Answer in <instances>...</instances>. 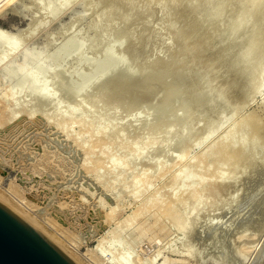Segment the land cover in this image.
Returning a JSON list of instances; mask_svg holds the SVG:
<instances>
[{
    "label": "rangeland",
    "instance_id": "374dc122",
    "mask_svg": "<svg viewBox=\"0 0 264 264\" xmlns=\"http://www.w3.org/2000/svg\"><path fill=\"white\" fill-rule=\"evenodd\" d=\"M36 1L35 0H22V1L16 0L15 3L10 5L6 10H2V12H0V26L4 27L6 29L13 30L15 32L13 35L14 36L13 39H15L17 36L21 38L20 39L17 37V39H16L19 42V46L16 45L18 48L19 47L21 48L22 45L24 44V46L26 45L24 49H27V51H28V48L33 47L35 45L34 49L37 48L39 50V48L42 47L41 50L43 51V47L45 46L44 47L45 50L43 51V53L41 51L40 53L42 55L40 54L39 56L42 57V60L46 56L45 57L46 59H44V60L49 61V64H50L49 66H54L57 63V66H59L61 68L60 69L59 67L54 66V67H52L53 69L49 68L50 71L48 70V71L44 72L46 76L40 75V74H44V73L39 74V76L42 78H43V76L45 78L46 77L51 78V80L49 78V80H50L49 82H48V78H47V80H45L46 84L44 82L43 85H45V86H43V88L47 87V88H45L47 91H49L51 88L52 89L54 88L52 91L55 90V92L58 93V94L55 92L53 93L52 91L50 92V93H53V96L51 94V97L53 100L51 101L50 98L46 100V102L48 101V103L51 102L50 105L48 103H46L44 105L43 102H42V104H43L42 105L40 101H39L40 103L39 102L36 103V104H38L37 106H39L41 108V110L39 108L37 110V106L35 104L36 100L33 101V100L28 99L30 97L25 94L26 90H27V94H29L28 92H30V89H31L30 87L27 88V86H25V85H23L21 87V85L18 86L17 82L7 80L6 78H4L5 76L3 75L4 74L3 71H2V75L4 77L2 75H0L1 79H2V77L4 78L3 79L4 81L0 79L1 80L0 81V94H2V92H3V95H4L5 94L4 91L7 92L8 90H11L12 92L14 91V93L15 92L18 93L17 91H19V92L21 91V93H22V94L20 93L21 96L17 97L18 99L16 98V96L18 94H16V93L13 94L11 96V98L16 95L14 98L17 100L16 101L14 99L7 100V103L8 102L9 103H8V105L6 104L7 106L5 105L6 109H8L7 107H9L11 105L12 100H14L17 103H20V104H18V110L22 109L21 106L23 107V109L26 108L28 110L31 108L30 104L31 105L35 104V105H33L32 108H34V106L36 107L34 109H31V111L28 110V112H31V119H30L29 114L25 115V113L22 110H21L20 114H18L19 111L17 109H15L13 111H14V115H16L15 116L16 119L13 122L14 124L11 123L13 125V126L11 125L13 128L11 126H8L7 128L5 126H4V128H3V126H0L1 127L0 129L3 128L2 130H0V133H1V135H0V139H1V141H0V160L2 161V159H3L5 161V162H3L4 164L1 163V161H0V167H1L0 168V188H2V189L4 188L7 191H11V193H13L16 197L18 195H20V197L18 196L19 199L22 198V196H23L21 203L18 202L16 199L13 200L14 198H12L13 204H15L19 208L20 207L22 208V205H27V206L29 205L28 207L31 209V211H33V213L37 217L39 216L38 219L40 218L39 221L42 223L41 225L39 224L40 226H36V225L35 226L38 227L41 231H44L46 229L47 230L50 229L52 231H55V230L58 231V233H56L57 236L58 235L60 237L62 236L65 243H67V244L69 243L67 245L68 247L70 245H71L70 248H77L78 247L77 250H79L81 253H84V254H85V252H87V249L89 250V249L95 248V245L97 244V241H98V239H96V238L99 237V235H101V233H98L96 238H91V240L89 239L86 241V238H85L86 233H85L84 229H88V227L90 226L88 230H90V229H91L90 231L95 230V228L93 229V226H91L92 224L94 225V222L90 221L91 220V213L93 211H95L94 209L98 210L99 207H101V205L104 203L99 210H101L102 208H104V209H102V212L109 210L107 207L108 204L106 203V201H108V200L105 197V196H107V195H105L107 193L104 190H102L99 182H97L98 184L96 183L97 180L93 176H91V173H87V172H89V170L85 169L86 167H84L82 165L81 160H82V156L84 155L83 154L84 151L82 150L80 152L81 149L80 148L78 149L74 145V143H72L73 133L76 132L77 137L80 138L79 141L81 140V144L92 145L93 144L92 140H95L94 141L95 145L93 144L94 147L92 149V152H91L90 156H88L89 158H87L88 159L87 160L88 161L87 166L90 165V168H92L91 165H93V163L95 161L94 165H98V167H99L98 173L100 174L101 178L103 177V179L107 180V179L111 178L113 175L115 177L120 173L123 178L125 177L124 175H126L125 178L129 179L128 174H124L127 171H128L127 173H129V174L132 173V175H136L138 177H140L142 175L141 171H143V175L146 174L145 172L148 171L147 174L148 173L149 174L148 175L146 174L147 177L150 175L153 176V177L150 176L149 178H146L145 184L142 183L143 182L142 178L140 179V178H136V176H133V178L135 177V179H137V181L139 179V182H138L139 185H141L140 183H142V185L144 184V187H145V185L147 186V189L145 191H143L142 193L138 192L137 190L140 191V188H142L141 189V191H142L144 189V187L142 185L138 186L137 181L135 182V179L133 181L130 178L128 180V182H131V183H128L127 180L124 178V180H126L127 186H130L132 188V187H134L133 184L135 182L136 183L135 186L137 185L139 187V189H136V187H137L136 186L133 190L127 187V190L128 189L130 191L132 190L133 193H134L135 189L137 191V192L135 191L136 194L141 193L136 197L134 196L135 198L132 196L134 199L132 197L130 198V196L133 193L131 194L129 192V190H128V192H129V194H131L130 196H129L127 190H126L127 193L126 192L124 193L125 189H122L123 187H121V186H123L122 184L125 183L124 180L121 179V182L119 183V184H121V186L119 184L116 185L117 184L116 180L120 181V178H122V177L117 176L118 178L116 177V179L113 177L115 179V181H114L115 184H113L114 182H111V183L113 185H116V187H117V190L115 189L116 193L118 190H119L118 192L121 193V195H119L118 198L119 197L121 198L122 194H124L122 197L123 200L119 198L121 200L122 205H123L121 207L124 208V210H122V208H121L120 212L116 214L117 216L116 215L114 216V218L116 217V219H114V220H113V218L111 219L113 222L112 223L109 222L110 224L108 223L106 225V228H105L106 230L102 233V235L106 236L107 240L112 239V245H111V242H106L105 245H107V247H109V245H110V247L113 248L115 245L114 243H116V245H115L117 247V250L115 248L116 252L117 251L119 252L120 249L121 250L124 249L123 247H125V246L127 248L130 246L131 247L130 249L132 250V254H135L138 257V253L140 252L139 258L142 261L143 260L147 261V258H145L146 253H148L147 254L148 257H150V256L152 257L155 254V252H157L156 250H152V248L155 249L154 247H156V248L158 247V249L160 250L161 247L162 248L165 247L163 250L162 249L160 250L161 256L159 254V256H158L159 258L162 257L163 255H167V256L169 255V257H171V258H173V257L174 258L175 257L176 258H179V257L182 258L181 256L183 255V253L185 251L184 250L185 247L188 246V247H186V249L189 248V245H187L186 242L189 243V241H191L190 244H192V245H190L191 248H189V249H190V251H192V249L196 248V250H198L199 252L198 251L196 252L193 250L192 255L194 256L195 252H196V257H197L200 254H201L200 256H202V253H201L202 251L204 253L205 251H207V249H209L210 243H207V241L209 239L211 240V241L209 240V242H211V245L213 244L212 246L210 245L211 249H217L219 251H222L221 249H223V251H224V249L227 250L230 247V245H228V242L231 244V246H234V245L237 246L238 245V243L240 242V239L238 237H236V235H239V233H243V232H245L246 234L248 233L250 236L247 234V237L248 236L252 237V234L254 235L255 232L256 233L261 232L259 234H262V231L264 230V148H262L264 146L263 141L259 140L257 143H255L251 147H248L246 153L249 156H247V159H244V160L241 159V160L236 161V162H232L229 160L228 157L224 156L223 160L221 158V162L219 163L220 159H219V155H218L219 153H217V148H218V144L220 143L219 139H221V141H222L221 137L223 136L225 130L230 128L229 126L232 127L235 124H237L236 128L233 127V129H235V132H233V129H232V134H231V132H230V134L225 133L224 134L225 136H223V138L226 137V135H227L228 139H225V138L224 139L228 142H232L233 139H235L234 141H236L237 138L241 139V137L242 138L244 137L245 140L241 139L242 143H243L246 140L248 141V139H246V137L250 138L253 135V129H250L248 132H246V123H248V120L250 119V117L257 114L258 117L262 118L261 119L262 122H264L263 121V119H264V34H260L259 36L251 35L252 28L255 25H257V22H259V19H260V15L264 13V3H263L264 0H262V1L260 0L262 7L260 5L257 6V7L260 6L261 8L255 7L256 10L254 8V10L252 12H250V10H248L247 13H246L247 8L249 9L250 7H252L251 4H252V1H254V0H251V2H248V0H71L72 3L70 2L69 5L64 8L63 14H61L59 16V18H57L55 20H50L49 15L45 12L46 9L50 6V5H47V2H46L47 0H38L37 3H36ZM54 1H56V3H59V2L64 1V0H54ZM28 2H30L31 4H29ZM22 3H24V4H22ZM25 3H28V4H25ZM11 6H13V7H11ZM17 6H18V8H17ZM19 6H21V7H19ZM28 6L30 9L28 8ZM3 11H5V12H3ZM14 11H16L17 13ZM33 11H34V15L32 17L31 13H33ZM35 12H36V14H35ZM246 14H248L247 15L248 20L246 21V24H245L244 22L247 19ZM29 16H31V17H29ZM94 17L96 18V20H94L95 19ZM32 18H33V20H32ZM242 18H244L245 20L241 21L240 19H242ZM27 21H28V23H27ZM30 21H32V22L30 23ZM238 21H239V24L236 26V22H238ZM31 24H32V26H30ZM34 24H35V26H34ZM41 24L44 28L41 26ZM43 24H45V26ZM263 25H264V22H263ZM29 26L32 27V29ZM37 27H39V28L41 27V28L38 29ZM25 28H27L28 32ZM28 28H30L33 31H34L33 28H36V30L34 32L35 34L33 33V31L31 33L30 32L31 30ZM16 29H18V30H16ZM24 30H25L26 34L24 33ZM16 31H17V34L19 32H21V34L19 33L17 35ZM124 32L126 34H130V35L126 36V34ZM29 33H30V35H29ZM121 33H122V35L124 33L125 37L120 35ZM31 34H32V36H31ZM70 34H75V35L78 34L77 36H79V38L80 37H81V39L85 38L83 40H84V42L86 41L85 42V50H87V51H85L83 48V51L82 52L80 51L78 53V57H80V59L83 57L82 58L83 60L81 59V61H80V59L78 57H76L77 56L76 55V56L72 57L73 59L71 57H70L71 59L70 58L65 59L64 62H63V60L62 61L61 60L56 61L55 60L56 58L53 57V56H55L54 51L57 50L56 47H58L61 44V42H63V39H65L66 36L68 37V35H70ZM19 35H21V36H19ZM33 35H35V36H33ZM49 35L51 36V38ZM113 35H115V36H113ZM116 35L117 36L120 35V38L122 37V39H121L122 44H120V45L122 46L124 43H125L124 45H126V46H122L123 49L120 47V50L121 51L123 50V52H124V50H127V51H129V54L127 51L125 52L124 55H121V54H123V52L121 54L119 53L120 50H119L118 46H120V45L118 43L121 41H119L120 38H117ZM29 36H30V38H29ZM111 36H113V38L116 37V41L118 40L119 42L117 43L115 41V38L113 40L114 43L110 42L109 40L113 39ZM129 36H130V39L128 38ZM110 37H111V39H110ZM24 38H25V40H24ZM48 38H50L49 39L50 41L47 40ZM21 40H22L23 44L21 43ZM23 40H24V42H23ZM44 40H47V42L50 45L48 46V43L46 44ZM107 41L110 42L109 43L110 45L115 44V43L118 44L117 47H116V45H114L116 47L115 50L118 49L117 54H119L121 56H125L127 54V59L129 58V56H131V54H133L130 57L131 61H129V59L128 60L126 59V62L127 61L131 62V63H127L128 64L127 66H129L131 68V65H132V67L134 69L139 66V68L136 69L137 71L143 67L141 69V72H142V70H144V67L147 68L150 66L151 67L154 66L155 61L157 60V62H158V57H160L159 59L164 58V59H168L171 63H175L176 62L175 60H178V59H181V60L189 59L186 56L189 54L192 56H198L199 60L202 62L201 65H199L198 67L195 68L194 62L191 61L192 66L194 68V69H192L193 74H195L197 79L200 81V86L194 91L192 98L190 99L191 105H194V103H196L197 100L203 98L204 96H208L209 98L215 99L213 109H207V110H210L209 113L207 112L204 114V110L206 109V106H205L204 110H199V111L194 110V111H195V113H196V111L199 112V114L203 112L202 115H205V116L207 115V117H205V116L204 117L206 118L205 120L209 121V124H211L212 120H210V119H212V118H213V121H215V120L217 121L218 118L221 117L223 119V117H224L223 121L220 118V120L218 119V122H216V121L212 122L213 125L212 126L208 125V128H209L208 129L206 127L208 124V121L206 122L201 114L200 115L203 119L199 116L198 113H196V117H195V116H193V114L195 115V113L193 111L188 112L190 107H188V101L186 100L185 96L183 97L182 93H181L182 95L178 94L179 96L176 97L177 100L174 98L175 99V105H176L175 106L173 103L174 99H172L171 101H164L165 100L164 99V93H163L164 91L162 89H161V91H158L157 93L152 94L153 96L151 95V97L154 98L153 99L154 103L153 102L151 103V101H153V100H151V98H148V101H146L147 99H145L143 101L141 99L139 101V100H135L133 98V96H126L124 98L118 99L119 101H117V99H114L113 96H111L110 99H107V97L109 98V96H110V95H107V93H106V92H108V89L110 87L109 85H106L107 87L104 86V88L107 90H105L104 88L101 87L102 88L101 92L99 91V89L97 87H94V88L92 87L91 89L89 88V91L86 90L87 93H86V91H84V93H83L84 99L81 100L82 95L81 96L79 95L81 93L80 87H82L84 85L83 84L84 80L82 81V78L84 79V77H86L85 74H84L85 75L84 77L82 76L83 74H82L81 69L84 70L83 73H85L87 71L86 70L87 68H88L89 72L93 71V68H91V67L94 66L96 63H98V61H100L102 59V55H101V53H103L102 51H104V54H105V51H106L105 49H107L106 47L110 46L109 44L107 46ZM13 42L15 43L16 41L13 40ZM43 42L45 43V45ZM126 42L127 43L129 42L128 44H130V45H127ZM103 46L104 47L106 46L104 48V50L102 49ZM114 46H113V51H114ZM124 47L125 48L127 47V49H125ZM128 47H130V48H128ZM18 48L16 49V51L18 50L17 52L21 53V51L23 49L19 48L20 49V51H19ZM8 49H9L8 47H3V48L1 47L0 54L2 52H4V50L6 53H2L3 55H0V58H2L1 56L5 57V54H6V56L9 54V52L11 50H8ZM37 49H35V50H37ZM6 50H8V51H6ZM247 50H249V55L247 57V63H246V65L241 63V67L243 69V72H246L248 74L249 73L251 74V72H253V70H256L257 66L261 68V80H260V85L258 87L256 86L257 83H255V80L253 78H251L247 84V85H250V88H247L245 86V83H246L245 75H244L243 86L241 85V83H238V82L242 81L240 78L242 76H240L239 74L236 75L237 71H236V73L234 72L236 69L238 70V68L232 69V71H233L232 76L235 79L229 78V75H230L229 71H231L230 67H237L239 64V60L243 57V55L245 54V52ZM29 51H31V50H29ZM32 51H33V49H32ZM50 52H52V53H50ZM83 52H87L88 55L86 53H83ZM92 52H94V53L96 52L97 54L95 53L96 55H94V53H92ZM114 52L116 53V51H114ZM32 53H34V52H32ZM47 53H48V55H47ZM81 53H83V54L81 55ZM52 54H54V55L52 56ZM134 54H137L139 56H136ZM92 55L95 56L96 60L94 57H92ZM98 55L100 56V58ZM51 56H52V58H51ZM134 56H136L135 58H137V57H139L140 59L144 58V60L146 59L147 62L148 61L152 62L151 57L154 59L156 58V60L154 61V59H153V61H154V63L152 62L153 65H150L149 62L148 63L145 62V65L143 66L142 63H144V60L141 59V61H143V62H141V63L139 62V64L137 65L136 61L138 62L140 60H138V59L136 60L134 58L135 59V62H134V60H133ZM18 57H19V55H18ZM41 57H40V60H41ZM47 57H50L51 59H53L52 62L49 60L50 58L47 59ZM125 58H126V56H125ZM148 59H150V60H148ZM54 60H55V62H54ZM91 60L93 61L92 62L93 65L90 62ZM59 61H61L62 65L59 63ZM78 61H80L81 65L78 64ZM86 61H87V63H86ZM94 61L96 63H94ZM132 61L134 64H132ZM81 62H83V63H81ZM88 62H90V63L88 64ZM65 63H67V65L68 64H71V65L64 66ZM74 63H75V67L77 69L74 67ZM84 63H86V64H84ZM58 64H60L61 66ZM129 64H131V65H129ZM77 65H79V66H77ZM82 65H85V66H84V68L81 67V69H80L79 67ZM88 65H90V66H88ZM146 65H147V67H146ZM62 66H64L65 71H67L69 73H70V71H72L74 69V71H72V76L76 77L75 72H78V73L81 72V75H79V77L77 76L76 78L74 77L75 80L73 79L72 76H71L72 78L70 77V79H68V77L70 76L71 73L70 74L68 73L69 75H68V77H66L67 72H64V70H63L64 68ZM70 66H72L74 68H72ZM86 66H88V67H86ZM134 66H136V67H134ZM56 67H57V69H56ZM151 67H150V69H151ZM89 69H91V70H89ZM150 69L147 68L145 70H150ZM62 70H63V72H62ZM154 70L159 71L161 73L165 72V73H167V75L169 77H172V75H173V73H172L173 67H171V69L170 68L169 69H166V68L163 69L161 67H159V68L155 67ZM59 71H61V72H59ZM0 72H1V70H0ZM73 72L75 74H73ZM138 72H140V70ZM61 73L66 75L65 76L66 78H63L64 77L63 75H62L63 77L60 76ZM52 74H54V75H52ZM39 76L37 74L38 79H39ZM54 76H55V78H53ZM80 76H82V78H80ZM237 77H238V79H237ZM52 78H53V81H52ZM56 78H58V79H56ZM59 78H61V82L63 81L62 83H60ZM77 78L78 79L80 78L81 80L79 79L80 81H77L78 80ZM38 79H37V85L36 86L39 85V88H41L40 85H42V82L44 79L42 80L41 83H39V81L41 79H39V80ZM54 79H56L55 81H57V82H55ZM64 80L65 81L67 80L66 82H69V83H65ZM234 80H235V83L237 82V84H235L236 86H234V88H233V84H234L233 81ZM236 80H238V81H236ZM6 81H8V82H6ZM51 81H52V84H51ZM72 81H75V82H73L74 84H72ZM76 81L78 84L81 81L83 82V83L81 82L82 85H81V83L79 84V85H81L80 87L77 86L78 90H80L78 93L75 90L76 86L74 87V85H78V84H76ZM14 83H15V86L13 87ZM47 83H49L50 85L48 86ZM56 83H57V85H56ZM16 84H17V86H16ZM64 84L67 87L70 84H72L73 86L70 85L69 88H71V89H72V87L75 88V89L73 88L75 91H73V94L70 96V98L72 97L71 99L69 98L68 95L71 94L72 90L68 89L67 87H64L65 86ZM9 85H11V88L12 87L13 88L11 89L9 87ZM62 85H64V86H62ZM53 86H57V87H53ZM61 86L63 87V89H61L62 88ZM17 87H20V89L22 88V90H24V93L22 92V90H19V88H17ZM24 87H26L27 89L25 90ZM15 88L17 89V91L15 90ZM39 88L37 87V89H39ZM6 89H8V90L6 91ZM92 89H95V90L93 91ZM57 90H61L60 93L61 92H62L61 94L64 93L65 96L61 95L59 93V91H57ZM67 90H68V93H67ZM91 90H92V93L94 92L93 94L91 93ZM95 91L97 93H95ZM102 91H104V92H102ZM66 93H67V95H66ZM75 93H77V94L74 95ZM3 95H2V97H3ZM22 95H24V96H22ZM57 95H58V97H57ZM78 95H79L80 99H79ZM73 96H77V97H74V100H73ZM84 96L86 97V99ZM91 96H93V97H91ZM96 96L97 97L102 96L103 98L107 99V101L103 100L102 97L101 98L99 97L100 99L99 98L96 99ZM160 96H162L163 99ZM65 97H68V99ZM87 97H89V99ZM90 97H91V99L95 98L96 101H95V99L90 100ZM76 98L79 99L77 101L79 104L81 103L82 106L84 104L83 107L80 104V106H81V108L79 106L80 110H79V108H77L79 104L77 105V102H76L77 99ZM0 99H2V98H0ZM149 99L151 100L150 104H149ZM160 99H161V103H160ZM180 99H182V100H180ZM72 100L75 101L73 104H76L77 107L75 110H76V112L79 111L78 113L74 112L75 110H73L75 107L71 103ZM99 100H101V101H99ZM111 100L114 101L115 103H113ZM162 100L164 102H162ZM144 101L148 102V103L145 102L147 105L145 103H143L144 105L142 104V102H144ZM155 101H158V103L157 102L155 103ZM180 101L184 102V103H181ZM3 102H2V104H3ZM28 102H30V103L28 104ZM168 102L170 105L168 104ZM0 103H1V101H0ZM5 103L6 102H4V104ZM17 103L15 105V103L13 102L12 105L13 104L14 105L13 106L11 105L12 108L11 107L10 108L14 109L15 106L17 108ZM107 103H109V104H107ZM159 103L163 108L165 106V104L163 106V103H166V105H168V107L166 106L165 108L166 109L168 108V110L171 109L170 111H168L169 113L171 112L170 114L168 113L169 114L168 116H170L171 118H172V116H171L172 112H173V114H176L178 111V108L180 110V108H182V106H183V108H182L183 110L182 109L181 110L183 112L187 111L188 114H190V115L187 114L186 117H188V118L182 119L183 120V121L181 120L182 122L178 121L181 125H179L178 122H174V123L176 125L178 124L179 126H181L180 128H182L183 122L185 124V121H187V122L192 121L190 123L188 122L189 124H187V122H186L185 125L187 126V125H190L192 123L191 128H189L190 126H187V129L188 128L190 129V132H189V130L187 132L190 133V136L192 137L190 140H192V139H193V141L195 140V142H196L195 144L192 143L193 141L192 142L189 141V143H188L187 140H188V138H190V137H188L189 135L187 136V133H186V135L185 134L183 135V133L186 132V129L183 127L184 128L183 132H180L181 129L178 128V131H177V127H179V126H177V127H175L176 131L174 133L169 132V134L171 135L170 139H172V136H176L175 138L173 137L174 142L176 141L174 146H176L177 143L179 144V145H177L178 148L176 146L175 150H173L174 146H172L173 144H171L172 141L170 142V145H169L168 144L169 141H167V140H170V139L166 138V136L167 137L169 136V134H167L166 132H168V130L170 131V128H171L170 126H168L170 128H167V123H168V125L172 124L175 126V124H173L172 121L174 120V118H176V116L180 115V113L179 114L177 113L178 115H173L172 120L167 118L168 121H167V119H164V122H162L163 121L162 120V121H159V123L154 122L156 124H153V122L150 121L149 113H151L150 111L152 109H154L155 107H157V108H155L154 110L160 109L161 106L159 105ZM176 103L177 104L179 103V104L177 105ZM39 104H41V106ZM69 104H70V108L72 107L71 109L73 110V115L70 114L71 119L69 118V113H68V112H70L69 110H71L69 108ZM153 104H156L157 106L153 105ZM27 105H28V108L26 107ZM86 105H88V106H86ZM91 105H93L94 107H90ZM59 106L61 108L62 114L59 113L60 112ZM148 106H150L149 109L147 108ZM151 106H153L152 109H150ZM177 106H178V108L176 111ZM179 106H181V107H179ZM222 106H225L224 107L225 110L224 111L222 110L223 112L220 110V109H222ZM55 107L57 110H59L58 112L56 111ZM84 107L85 108L89 107V108H86L87 110H85ZM140 107H141V109H140ZM144 107L147 108V111H145L146 108H144ZM10 108L8 110H10ZM43 108H45L44 109L45 111L42 110ZM100 108H101V110L104 109V110H102L103 114H102V112L100 113V111H101ZM186 108H187V110H186ZM137 109H139V112ZM33 110H35V111H33ZM98 110H100V111H98ZM136 110L138 112V115H140L139 113L142 110L141 114L143 115L142 116L143 119L142 118L140 119V121H142V122L137 121L138 122L137 123L136 121H134L136 116H138V115L134 116V114H137ZM15 111H17V114H15ZM32 111L35 112L36 114L32 113ZM36 111H38V112H36ZM43 111L45 112V114L39 113V112H43ZM22 112L24 113L25 116H23V114H21ZM143 112L145 114L146 113L147 114L144 115ZM217 112H218V115L216 114ZM219 112H222V113H219ZM224 112H225V114H223ZM32 114H34V116ZM37 114H40V116ZM43 114L45 115L44 118H43ZM181 114H182V112H181ZM219 114L220 115L222 114L224 116L222 117ZM258 114L259 115L261 114V116H259ZM19 115H22V116H19ZM74 115H75V118L73 117ZM215 115H217L218 117H216ZM41 116H42V121L39 120L41 118ZM67 116H68V118H67ZM146 116H149V117L145 118ZM189 116H190L191 120H190ZM197 116L200 117L201 119L197 118ZM17 117H19V119H20L19 121H18ZM133 117H134V119H133ZM140 117L138 116V119ZM235 117H236V119L237 118L238 119L236 120ZM148 118H149V120L146 121ZM195 118L198 119L197 121H199V120L200 121L197 123ZM214 118H216V119H214ZM260 118H258L259 121H260ZM69 119L73 122H70ZM138 119H136V120H138ZM193 119L195 120L196 123L194 122ZM55 121H58V123L59 122L61 123V121L62 122L64 121L63 123H65V122L69 123L70 122L73 124V125L70 124V126H72L73 128H69V124H67L68 128L70 130L72 129V131L73 130H75V131L72 133V131L69 130V134L71 136L66 135V133L63 134V132L60 131V129H58V125H56L58 123H56ZM132 121L135 123H133ZM203 121H205L206 126H204ZM219 121L220 122L222 121L221 124H219L220 123ZM54 122H55V124H54ZM149 122L153 125H151ZM161 122L164 124V126ZM232 122L233 123L236 122V123L232 124ZM25 123H27V124H25ZM18 124H19V127H18ZM129 124H131V125L129 126ZM136 124H139L140 126H136ZM158 124H159V126H158ZM194 124H196V126H198V127L195 128L193 126ZM24 125H26V127ZM99 125H101L102 127L101 126L99 127ZM144 125L147 127H144ZM148 125L151 127H149ZM94 126H96V127L94 128ZM161 126H163V127L161 128ZM210 126H211V128H210ZM214 126L217 129L216 131H214L215 130V128H213ZM54 127L56 129H58V131L55 130ZM98 127H99V129L101 128L100 130L103 131L102 134H104V135L100 134L101 132H100V130H98ZM140 127L144 131L145 136H143V131L140 130ZM193 127H194V130L192 129ZM49 128L51 131L49 130ZM91 128H93L94 130L92 131ZM102 128H104V129L102 130ZM128 128L131 130H129ZM165 128L168 130L164 131ZM206 128H207V130H206ZM8 129H10V131H13V129H15V130L12 133L10 132V135H7V134H9ZM20 129H22V130H20ZM95 129L97 130V133L99 132L101 139L106 140V138H108L107 140H109V142L103 141L101 139H99V141H98L97 136H99V134H97V133L95 134V132H94ZM107 129H109V130H107ZM116 129H119L121 134L119 133L118 130H117V132L119 134L116 133ZM135 129H137V130H135ZM148 129H150L152 132L151 131H150L151 133L148 132L149 131ZM210 129L211 130L214 129L213 130L214 132L212 131L211 135H210L211 137L213 136L212 138H210L209 134L205 133V132L210 133V131H209ZM31 130H33V131H31ZM156 130H158V132ZM159 130H160V132H159ZM21 131H23V132L21 133ZM48 131H50V132H48ZM194 131H195V134H194ZM242 131L243 132L245 131V134L247 133L246 137ZM55 132L59 133V134L57 135ZM91 132H93L95 136L94 135L92 136ZM104 132H107L108 134H106ZM109 132H111V133H109ZM140 132H141V134H140ZM146 132H147V134H146ZM162 132H164V133H162ZM177 132H180V134L183 135V136H181V138L185 137V136L188 137L187 139L184 138V139H186V140H184V141H186V142H184V144L187 143L188 147L184 146V145L182 146L183 143L178 138L180 135ZM191 132H193V133H191ZM241 132H242V134H241ZM124 133L127 134V135L125 134L126 138H123ZM134 133H135V137H134ZM136 133L138 135H142L141 137H143V139L145 137V139L144 140L141 139L139 136L136 135ZM149 133H150V135L154 134L155 135V136L153 135L154 138L157 136L158 139L155 138V139H157V141L153 137H152L153 138L152 139L150 137V135H148ZM171 133L175 134V135H172ZM54 134H56L57 136ZM62 134H63V136H61ZM191 134H193V135H191ZM243 134H244V136H243ZM50 135L53 137L51 138ZM64 135H66L67 137L70 136V138L72 139L71 142L69 140L70 138L67 139V138H65ZM105 135H106V137H104ZM109 135H111V136H109ZM114 135H116V137H114ZM120 135H123L122 136V141L124 140L123 142L119 141ZM204 135H206L207 137H204ZM236 135H238L237 138L235 137ZM9 136H10V138H9ZM54 136L56 138H54ZM127 136L130 138H127ZM136 136L139 138H136ZM42 137H43V139H42ZM46 137H48V138H46ZM62 137H63V139H61ZM110 137H112V138H110ZM200 137H201V140L203 139V137L206 139V140L203 139L204 143H203V141L199 142ZM176 138H178L179 140ZM13 139L16 141H13ZM46 139H47V141H46ZM49 139H52V141ZM58 139L60 142H56V141H58ZM120 139H121V137H120ZM150 139H152L153 143H151L152 141H149ZM197 139H199V140H197ZM11 140L13 141L14 144L12 143ZM65 140H67V141H65ZM83 140H85V141L87 140L88 142H85ZM90 140L92 142L89 144ZM127 140H129L132 143L130 144V142H128ZM146 140H147V142L145 144ZM177 140L179 142H177ZM211 140H212V142L213 141L214 142L212 143ZM4 141L8 142V144L6 142L2 143ZM148 141L151 144H149ZM238 141L239 140H237V142ZM41 142L43 144H41ZM55 142H56V144H54ZM69 142H70V145H69ZM124 142H126V143H124ZM166 142H167V144H166ZM174 142H172V143H174ZM206 142L208 144H211V145L207 146L208 144ZM215 142L218 143L217 148H216V145L214 146V148L212 147V145L215 144ZM60 143H62L63 146ZM66 143L68 144L66 147H69V146L71 147L69 149V151H68V149H66V147H64L66 145ZM120 143H124V144L129 143V144L127 146L122 145V147L125 146L122 148L120 146L121 145ZM15 145H17V146H15ZM41 145H42V147L44 146L43 150H42ZM54 145L57 146V148L54 147ZM135 145L136 146L140 145L141 147L143 145V147L144 146L145 147L141 148V147H136ZM165 145H166V150H165ZM180 145L183 149L180 147ZM133 146H135L136 148H141V150L145 149V151H144L145 153L143 151L141 152L139 149H137L138 151L143 153L142 154L143 156H141V154H140V157L136 156L137 160H136V158H134V156L136 154H133L131 157H130V155L128 156V154H132V153H130L131 149H132L133 153L137 152L136 148ZM169 146H172L173 148L169 147ZM204 146H205L206 150H207L206 146L208 147V150H210V151L212 148L216 149L215 151L212 149V151H214L216 153H213L212 151L210 153H208L207 151H205V152L203 151L204 153L207 152V154L201 155L200 150H203ZM210 146H211V148H210ZM60 147L61 148L64 147V148L61 149ZM132 147L135 148L134 150H136V152L133 150ZM167 147L170 148L172 151L170 149H167ZM48 148H50L51 150ZM179 148H181L182 150L180 151ZM30 149H34V150H30ZM35 149H36V151H35ZM64 149H66V150H64ZM28 150H30V151L28 152ZM37 150L38 151L42 150V153L40 154V152H38ZM45 150L47 153L45 152ZM47 150H49V151H47ZM169 150H170V152H169ZM65 151H66V153H64ZM173 151H175V152L177 151L176 153L174 152L175 154H173L174 158L172 157V154L170 155V153H172ZM179 151H180V153L182 151L184 153V157H182L183 155H181L183 153L180 154L181 157L183 158V159L181 158L182 159L181 161L176 160L179 157V154H177ZM36 152H37V155L40 156L39 159H38V156H36V154H35ZM43 152L45 154H43ZM67 152L68 153L70 152L69 154H71V155H69ZM81 153H82V155H80ZM164 153L167 155V158H166V155ZM31 154H33L34 156ZM163 154H164V156H162V158L165 157L166 160H168V161H171L170 158H172V164H175L177 161H178V163H176L175 165H172L170 162L169 165H167L168 162L166 163V161L164 160L165 158H163V159L161 158V155H163ZM176 154L178 155V157L175 156ZM199 154H200V156H198ZM42 155H43V157L45 155V157L43 158ZM53 156H55L57 158V160H56V158L53 159L54 158ZM126 156L130 157L132 159H130V158L127 159ZM150 156L154 157L153 161H155L154 159H156L158 161H160V159H161V162L165 161L166 167L165 168L162 167L161 169L157 170L158 168H160L161 162L160 163L158 161H157V163H156V161L150 162V159H152V158H150ZM201 156L204 157L205 159L202 158ZM33 157H35V158L33 159ZM48 157H49V159H46ZM65 157H66V159L63 160V158H65ZM68 157H69V159H68ZM146 157L150 158V159H146ZM168 157H170V158H168ZM199 157H201L202 160H204L203 161L204 164H201V162H200V161H202L201 158H200V161H195V159L199 160ZM125 158H126V161L130 160V163H131V167L129 166L130 163L129 164L127 163L128 161L125 163L127 165L126 170H125V164H123L125 162L124 161ZM138 158L142 161L137 162L139 160ZM29 159H31V160H29ZM32 159H33V161H32ZM41 159H44V160L46 159V160L44 161ZM70 159H72V160H70ZM79 159H81V160H79ZM117 159L121 160L120 162L124 161L123 163H121L124 165V167L121 165L124 169H122V167L119 168L118 165H120V162H118ZM39 160H41V162ZM49 160H51L52 162ZM131 160H133V161L131 162ZM143 160H145V161H143ZM37 161L40 163H36ZM59 161H60V163L58 164ZM61 161H62V163H61ZM98 161H100V162H98ZM114 161L116 162V165H114L115 164V163H113ZM134 161H136V162H134ZM146 161H149L150 163H148ZM256 161H259L260 164H256ZM199 162H200V164H199ZM55 163L58 164V166L55 165ZM157 164H159V165H157ZM76 165H77L78 170H76L77 168H75ZM112 165H113V167H115L114 169H116L118 167L117 170L122 169V171L120 170L118 172H116V171L113 172L114 169H113ZM154 165L156 167H158V168H154L155 171L150 169L152 166L155 167ZM163 165H164V163H163ZM48 166H49L50 170L47 168ZM55 166H56V168H55ZM59 166H60V168H59ZM167 166L168 167L171 166V167L169 170L165 171V169H168ZM83 167L85 170L83 169ZM109 167H112L113 170H111ZM153 167H152V169H153ZM51 169H53V170H51ZM148 169H150L152 172L153 171L154 172L153 173L149 172L150 170H148ZM162 169L165 171V173H164V171H162V172L160 171ZM180 169H181V171H180ZM55 170L58 172H55ZM134 170H137L136 174H133V173H135ZM177 170H178V172L180 171L181 174L184 175V176L181 175V177H180L183 179H180V180H178L179 178L177 179L178 182H180L179 185H178V183H176V180H175V182H173V179H175L173 177L175 175V172H177ZM183 170H184V172L182 173ZM85 171H87V172H85ZM132 171H134V172H132ZM51 172H53V173H51ZM109 172L110 173L113 172V173L109 174ZM157 172L160 173L159 174V176L161 175L160 177H162V176L163 177L160 178V177L156 176V175H158ZM114 173L115 174L117 173V175H115ZM137 173H140L141 175H139ZM161 173H164V174H161ZM53 174H54L55 178L54 177L52 178ZM193 174H198L200 176V178H197L198 175L197 176L194 175L196 178L193 177ZM214 174L215 175L218 174L219 176L221 175L220 176L221 179L225 178L226 176L229 177V180H224L226 182V184H225V182H223L224 187L221 190H218L217 192H215V191L211 192L210 191L213 189V186L211 187V185L214 184V181L217 182V178L215 179V177H218V175L213 176ZM108 175L109 176L112 175V176L107 178ZM143 175H142V177H143ZM185 175H186V177H185ZM187 175L188 176L191 175V177H189L188 180H187V177H188ZM56 176H57V178H56ZM130 177H132V176H130ZM210 177L213 179V181L211 180ZM185 178H186V180H185ZM202 178H203V180H206L207 184L206 183H200L201 180L199 181V179H202ZM204 178H207V179H204ZM147 179L148 180L150 179L149 182H147ZM190 179L191 180L193 179L194 181L196 179H198L197 181H199V182L197 184L200 183V184H202V186L200 184L197 186V185H195L196 183L194 182V183H192V184H194V187H196V188H194L193 186H191L192 181ZM109 180L111 181V179H109ZM109 180H107V182H109ZM220 180L218 179V181H220ZM103 181L105 183H107L105 180H103ZM60 182H61V184H63L62 186H60L61 185V184H59ZM184 182H185L186 186L184 185ZM212 182H213V184H212ZM174 183L176 184L175 187L177 190L178 189L183 190L186 187L185 190L188 191L187 183L190 184L189 186L191 187V189L194 188V192H195V190H198V192L200 193L201 191L198 188H201L202 192L199 194L200 197H196V194H194V192H191V190H190L188 192H191L190 194H192V196H194V198L192 199V196L188 193L191 197V199H190L188 194H187V191H186V194L188 197L186 196V198H188L190 200L189 201L190 207H191V204H193L194 202H197L199 199H201L199 201L200 203H202L204 201L203 202L204 206L202 204L198 205V202L195 203V205H192V207H191V208H193L192 210L189 207L188 202H186L185 205L182 206V204H184V203L181 202L182 201L181 199H182V196L185 198V194H183L185 192L180 194L181 190L176 191L177 194L179 193L180 195H182L180 197V195L178 194L179 195L178 196L177 194L174 193L175 192L174 191L173 195L174 194L175 195H174V197H172L173 195H171L172 194L171 190L174 189L173 188ZM182 183L185 187L181 185ZM208 183H211V184L208 185ZM58 184H59L60 188L58 187ZM204 184H206L208 186L206 187V185H204ZM125 185H124V188H125ZM131 185H133V186H131ZM180 185L183 188H179V187H181ZM93 186L95 187V189ZM83 187H84V189L87 187V190L89 192L87 190H84ZM190 187H189V189H190ZM57 188H59V189H57ZM204 188H205V190H204ZM63 189L65 192L63 191ZM71 189L73 192L71 191ZM97 189H98V191H97ZM120 189H121V191H120ZM56 190H58V191H56ZM93 191L95 193H93ZM99 191H100V193L98 194ZM205 191L207 192L206 194L210 195V197L212 195L213 198L210 199L208 195L205 196ZM209 191H210V193H209ZM66 192L68 193V195ZM90 192H92V193H90ZM198 192L196 191L195 193L198 194ZM212 193H214V195ZM7 194H9V193H7ZM78 194H80V195L83 194V196L84 195H86V196L83 197L82 195L80 196ZM57 195H59V196H57ZM166 195L171 197V199H169V197H168V200H169L168 202H170L173 198L175 199L176 195H177L176 199H178L180 197L179 201L176 200L174 202H176L178 204V206L180 203H182L179 206L180 207L179 210H182V208H183L182 212L185 211L184 213L181 212L182 216H188V217L190 216V218H189L190 222L191 223L193 222V223L192 224L189 223L188 226L189 225H194V226H193V229H191V230L189 229V227H191V226H189L186 229V231L189 232V234H188V232L186 233L185 231H182L181 229L179 230V226L176 222L174 223L173 221H171L172 223L167 224L165 220L168 219V223H169V221L171 220L170 217L169 216L162 217V214H161V217H159V218H163V219H159L161 223L159 222V220H157V222L162 225V220H164L166 218L163 222V229L166 225V229H168V231H166V229H164L165 231L162 230L161 232H159L160 234L158 233L160 235V237L161 236L162 237H161V240L159 241L160 245L157 244V242H156V244H157V246H156L155 244H153L156 240L155 241L153 240L154 242H151V243L149 241H146V239L148 240V234L150 235V233L151 234L155 233L154 230L149 231L146 235L144 233L142 234V232L140 233L139 230H137L133 226H136V221L137 222H143L145 220V217L147 218L148 221L147 220L144 221V224H147V223H149V219L154 220V217H156V215L159 214L158 213V210H159L158 206L160 204L156 203L158 206L156 204H154L157 206V208H156L157 211H155V212H157V214H156V213L152 212V210L153 211L155 210L154 209L155 207H153L152 204L151 205L149 204L151 206V208H150L149 205L148 204L146 205V203L144 202V204L147 206L148 209L146 207L144 208L142 205L143 201L147 200L148 198H155L156 200L158 198H160L159 200L161 202H164V201L167 202L165 200ZM66 196H68V197L66 198ZM98 196L100 197V199L104 196L103 197L104 199H102V201H101L98 198ZM160 196H162V197H160ZM43 197L45 198L44 200H43ZM71 197H72V200L70 199ZM162 198H163V200H162ZM184 198H183V202L188 201V200H185L186 198L185 199ZM196 198H198V200ZM62 199H63L64 203L66 200L70 199L71 201L69 200L68 202L66 201V203H65V205H69V206L64 205L61 208L59 201H61ZM97 199L100 200L99 202H103V200H106V201L99 205V202L97 201ZM194 199H195V201H194ZM57 200H59L58 203L56 202ZM81 200H82V202H81ZM124 200H125V202H124ZM192 200H193V203H191ZM73 201L76 202L77 204L74 203ZM141 201H142V203H141ZM123 202H124V204H123ZM205 202L207 204H210V205L212 203H209V202H214V205L213 204L212 205L215 206L218 209V211L216 212L217 209L214 210V207H213V209L210 208V207H212L210 205H208L209 206L208 207ZM67 203H69V204H67ZM137 204L141 207H139ZM196 204L198 205V208L202 207V208L207 209V212H209L208 209L210 208V213L204 212V216H203V211L205 209L202 210V208H201V211H200L199 210L200 208L199 209L196 208L197 207ZM205 204H206V207H205ZM186 205H187V208L189 209V211H187L188 209L186 207L185 208L187 210H185L184 206H186ZM219 205H221L222 208H220L221 206H219ZM95 206H96V208H95ZM175 206H176L175 207V209H176L177 205H175ZM57 207L58 208L60 207V209L58 210ZM136 207H138L140 209L138 210V208H136ZM133 208L138 210L137 216H140V217H138V219H135L136 221H134V219L130 220L131 222L133 221L132 222L133 226H132V223L130 221H128L129 224H127L125 222H124L125 224L122 223V220L124 221V218H125L124 216L127 215L126 213L131 212L133 210ZM143 208H144V210H143ZM145 209H146V211H145ZM91 210H92V212H91ZM140 210L142 211L141 213H140ZM179 210H177L178 213H180ZM198 210L200 212H202V215L200 212L198 213ZM190 211H192V213ZM219 211H220V213L222 212L221 214L223 216L220 215ZM224 211H226V212L228 211V212L226 214H224ZM148 212L150 214H148ZM185 213H186V215H184ZM196 213H198V214H196ZM211 213H213V214H211ZM215 213L220 215V216L218 215L219 219H217V217L214 218L216 216ZM139 214H141V215H139ZM142 214H143V216H142ZM147 214H148V216L150 215V217H148ZM208 214L213 216V218L211 216L212 220H215V219H217L218 221L220 220L221 223H219V225L221 224L222 229L224 227V230H221V228H220L219 232L220 231H223V232L226 231L224 234H223V232L219 233L218 231H216L218 233L215 234V237H217V234L219 237L218 239L216 238V240H214L215 239L214 235L211 236L212 239L209 236L206 240L205 236L209 235V234L206 232L207 230L204 229L205 226L200 227L201 225L205 224L206 220L209 221L208 219H210L209 218L210 215L208 217ZM53 216L59 217V220L51 222L50 220H53ZM137 216H136V218H137ZM151 216H154V217H151ZM159 216H160V214H159ZM163 216H165V215H163ZM195 216H197L198 219ZM202 216L204 217L203 219H202ZM94 217H95V219H98L97 215H94ZM117 217L119 218L120 221L118 220ZM194 217H195V219L198 220L197 221L198 223L196 222ZM199 217H200V219H199ZM77 218H78V220H77ZM141 218H144V219H141ZM193 219L195 220V222ZM115 220H117V222ZM140 220H143V221H140ZM191 220H193V221H191ZM203 220H205V221H203ZM212 220L210 219V221H212ZM114 221L116 223H118L117 224L118 227L115 225ZM150 222H152V221H150ZM50 223L51 224L53 223L52 226ZM87 223H89V224H87ZM119 223L122 225L119 226ZM171 224H172V226H170ZM175 224L177 225L178 229L174 227V226H176ZM114 225H115L116 229H115ZM107 226H109V227H107ZM197 227H198V229H197ZM199 227H200V229H199ZM225 227H226V229H225ZM260 227H261V231H259ZM262 227H263V230H262ZM255 228H257L256 230L258 232L255 230ZM57 229H59V230H57ZM61 229H63V230H61ZM109 229L112 231L109 232L108 231ZM114 229H115V231H114ZM188 229L192 232H190ZM243 229H245V230H243ZM253 229H254V233H252ZM60 230L63 232L64 235L62 234V232ZM195 230H196V232H195ZM204 230H205V232H204ZM247 230H249V231L247 232ZM106 231H107V234L105 235ZM116 231H117V234L115 233ZM250 231L252 234H250ZM112 232L115 233V237L111 236L112 238H109L110 237L109 233H111L110 235H112L113 234ZM201 232H202V234H201ZM229 232H231L232 235L229 234ZM138 233H140V234H138ZM191 233L193 235H195L196 238L199 237V240H197L195 238H191V237H193V236H191L192 235ZM203 233H205L204 234L205 236L203 235ZM65 234L67 235V237H65L66 236ZM72 234H74V235H72ZM77 234L78 235L80 234L79 236L81 237V239H80V237H77V236L74 237V239H69V238H71V236H75ZM118 234L120 235L119 239H118L119 236H117ZM186 234L188 235V237ZM200 234L203 236V238L205 237L204 240H203V238H201ZM221 234L223 236L222 238L220 236ZM225 234H227V235H225ZM233 234H235V235H233ZM141 235H143L144 237L143 236L141 237ZM197 235H199V236H197ZM83 236H84V238H83ZM116 236H117V238H116ZM121 236H123V237H121ZM224 236L226 238H224ZM132 237H134V239L135 238L136 239L134 240ZM230 237L233 239H229ZM234 237H236V239H237V240L235 239L237 245L235 243ZM121 238L125 239L126 242L130 240L129 242H131V244L133 241L132 246H131V244H127L128 242L126 243L125 241L121 240ZM130 238H132L133 240ZM187 238H190L189 241ZM227 238L229 239V241L225 240ZM65 239H67V240H65ZM113 239H115V240H113ZM186 239H187V241H185ZM193 239L197 241L196 244L194 243ZM200 239H201V241H200ZM223 239H224V241H223ZM238 239H239V242H237ZM118 240H120L121 242L123 241V243H121V242L120 243L122 245H125V246H122V247H120L121 245L117 246V244L119 242ZM213 240L215 242L218 241L219 243L217 242L218 244H215L212 242ZM219 240H222L223 243H222V241H219ZM230 240H231V242H230ZM233 240H234V243L232 242ZM199 241H200V245H199ZM205 241H206V244H208L207 248H205V246L202 247V245H201V244H205ZM134 242H137V243L134 244ZM71 243H73V245ZM225 243L229 247H226V245L224 246ZM127 245H129V246H127ZM152 245H154V247H152L151 249H147L148 247H150ZM193 245H194V248H193ZM216 245L219 248H221V246H222V248L219 249ZM144 246H146V247H144ZM214 246H215V248H214ZM143 247H144V249L145 248L147 249L146 250L147 252L143 251L144 250ZM183 247H184V249L182 250ZM169 248H170V252H171V250L174 251V249H175V251L177 250L176 253L178 252V250H179V252L182 251L183 253L181 252L182 254H180V256H179V253L178 254H176V253L172 254V252L171 253L169 252ZM204 248H205V251H204ZM166 249H168V250L166 251ZM211 249H209V250H211ZM149 250H151L153 252L155 251V252L152 253ZM136 252H137V254H136ZM141 252L143 254H141ZM149 252L152 254H150ZM99 253L100 252H98V254ZM163 253H166V254H163ZM101 256L105 259V257L107 258L109 255H107V256L101 255ZM141 256H142V258H141ZM143 257L146 260L143 259ZM192 262H194V261H189L190 264H194V263L195 264H204V263H196V262L192 263ZM234 262H235V264H239V262L237 260H234ZM189 263H186V264H189ZM102 264H106V261L103 262ZM206 264H212V263L208 262ZM262 264H264V259H263Z\"/></svg>",
    "mask_w": 264,
    "mask_h": 264
},
{
    "label": "bare ground",
    "instance_id": "6f19581e",
    "mask_svg": "<svg viewBox=\"0 0 264 264\" xmlns=\"http://www.w3.org/2000/svg\"><path fill=\"white\" fill-rule=\"evenodd\" d=\"M15 1L16 0H0V12H2V10H6L10 5H12L13 3H15ZM22 1V0H21ZM36 1V0H35ZM38 1V0H37ZM37 1H36V3H37ZM262 1V0H261ZM31 2V1H30ZM30 2H28L29 4H31ZM47 2V5H50L47 9H46V13L49 15V19L50 20H55V19H57V18H59V16L61 15V14H63V10H64V8L66 7V6H68L69 5V3L71 2L72 3V1L71 0H64V1H61V2H59V3H56V1H54V0H47L46 1ZM248 2H251V0H248ZM247 2V3H248ZM28 3H25V4H28ZM33 3V2H32ZM49 3V4H48ZM260 3V0H254V1H252V4H251V6L252 7H250L249 9L247 8V10H246V13L248 12V10H250V12H252L253 10H254V8L255 7H257L258 5H260L261 6V3ZM264 3V2H263ZM22 4H24V3H22ZM34 4V3H33ZM257 7V8H261V7ZM11 7H13V6H11ZM19 7H21V6H19ZM23 7V6H22ZM249 7V6H248ZM16 8V7H15ZM17 8H18V6H17ZM27 8V7H26ZM25 8V9H26ZM28 8H29V6H28ZM27 8V9H28ZM10 9V8H9ZM22 9V8H21ZM30 9V8H29ZM19 10V9H18ZM32 10V9H31ZM255 10H256V8H255ZM3 12H5V11H3ZM14 12H16V11H14ZM24 12V11H23ZM30 12V11H29ZM249 12V13H250ZM17 13V12H16ZM26 13V12H25ZM24 13V14H25ZM248 13V14H249ZM262 13V12H261ZM32 14V17H33V15H34V11H33V13H31ZM35 14H36V12H35ZM248 14H246V18H247V15ZM47 15V16H48ZM29 17H31V16H29ZM36 17V16H35ZM95 18V17H94ZM29 19V18H28ZM35 19V18H34ZM30 20V19H29ZM32 20H33V18H32ZM94 20H96V18L94 19ZM241 21H243V20H245L244 18H242V19H240ZM239 20V21H240ZM248 20V18L245 20V24H246V21ZM35 21V20H34ZM239 21L238 22H236V26L239 24ZM240 21V22H241ZM32 21H30V23H31ZM36 22V21H35ZM263 22H264V13L263 14H261L260 15V19H259V22H257V25H255L253 28H252V32H251V35H254V36H259L260 34H264V25H263ZM27 23H28V21H27ZM37 23V22H36ZM38 24V23H37ZM40 25V24H39ZM44 26H45V24H43ZM47 25V24H46ZM27 26V25H26ZM25 26V27H26ZM30 26H32V24L30 25ZM29 26V27H30ZM34 26H35V24H34ZM33 26V27H34ZM37 26V25H36ZM41 26H42V24H41ZM20 27V26H19ZM24 27V26H23ZM22 27V28H23ZM43 27V26H42ZM8 28V27H7ZM18 28V27H17ZM21 28V27H20ZM31 29H32V27H30ZM30 28H28V29H30ZM38 29H40L39 27H37ZM44 28V27H43ZM19 29V28H18ZM18 29H16V30H18ZM26 30H27V28H25ZM30 29V30H31ZM34 29V31L33 30H31L30 32L32 33V31H33V33L35 32V30H36V28H33ZM15 30V29H14ZM27 32H28V30H27ZM14 31L13 30H10V29H6V28H4V27H2V26H0V49H1V47L3 48V47H8L9 49L8 50H11L10 52H9V54L6 56V54H5V57L4 56H1L2 58H0V70H1V74L0 75H2V71H3V75L5 76H3L4 78H6L7 80H9V81H15V82H17V84H18V86L19 85H21V87L23 86V85H25V86H27V88H31L30 89V92H28L29 94H27V88L26 87H24L25 88V94L27 95V96H29L30 98H28V99H30V100H36L35 101V104L36 103H38L39 101L41 102V104H42V102L44 103V105L46 104V103H48V101L46 102V100L47 99H51V101L53 100L52 99V97H51V94H52V96H53V93L55 92V90L54 91H52L53 89L51 88H49L48 90L49 91H47L45 88H47V87H44L43 88V86H45V85H43L44 84V82H45V84H46V81L45 80H47V78L48 77H44L43 76V78L42 77H40L39 76V74L40 73H44V72H46V71H48L49 70V68H52V67H54V66H57V63L54 65V66H49L50 64H49V61L48 60H44V59H46L44 56V59L42 60V57L41 56H39L41 53V49H42V47L41 48H39V50L37 49V48H35V49H37V50H35L34 49V46L33 47H30L29 45V47L30 48H28V51H27V49H24L25 48V46H24V44L22 43V40H21V43L23 44H21L22 45V47L20 48V49H23L22 51H21V53H18L17 51H16V49L18 48L16 45H18L19 46V42L16 40L17 39V35L20 33L21 34V32H19L18 34H17V31H16V38L15 39H13L14 38ZM24 33H25V30H24ZM125 33V32H124ZM123 33V35H122V33L120 34V35H122V36H124L125 37V34ZM26 34V33H25ZM24 34V35H25ZM28 34V33H27ZM35 34V33H34ZM76 34V33H75ZM75 34H70V35H68V37L66 36V38L65 39H63V42H61V44L58 46V47H56L57 48V50L56 51H54L55 52V56H53L54 54H52V56L54 57V58H56L55 60L56 61H58V60H63V62H64V60L65 59H67V58H72V57H74V56H76V57H78V53L81 51H83V48H84V50H85V42H84V40L83 39H85V38H83V39H81V37L79 38V36H77V35H75ZM29 35H30V33H29ZM120 35L119 36H117V38H120ZM128 35H130V34H126V36H128ZM19 36H21V35H19ZM27 36V35H26ZM31 36H32V34H31ZM33 36H35V35H33ZM50 36V35H49ZM48 36V37H49ZM113 36H115V35H113ZM113 36H111L112 38H113ZM28 37V36H27ZM111 37H110V39H111ZM123 37V38H124ZM18 38H20V37H18ZM26 38V37H25ZM25 38H24V40H25ZM29 38H30V36H29ZM50 38H51V36H50ZM50 38H48L47 40H49ZM115 38V41H116V37H114ZM114 38L113 39H111V40H109L110 42H112V43H114L113 42V40H114ZM129 39H130V36L128 37ZM21 39V38H20ZM19 39V40H20ZM27 39V38H26ZM32 39V38H31ZM34 39V38H33ZM121 39H122V37L120 38V40L119 41H121ZM13 40L14 41H16L15 43L13 42ZM24 40H23V42H24ZM47 40H44L45 41V43L47 44L48 42H47ZM53 40V39H52ZM51 40V41H52ZM124 40V39H123ZM50 41V40H49ZM118 40L116 41L117 43L119 42ZM110 42H108L107 41V46H108V44L110 43ZM17 43V44H16ZM44 43V42H43ZM45 43H44V45H45ZM52 43V42H51ZM111 43V44H112ZM117 43H115V44H112V45H110V46H108V47H106L107 49H105L106 51H105V54H104V51H102L103 53H101V55H102V59L100 60V61H98V63H96L95 61H94V63H96L94 66H92L93 64H92V60L90 61L91 62V68H93V71H91V72H89L88 71V68L85 70L86 72L85 73H83V69H81V67H83L84 68V66L85 65H82V66H80L79 68L82 70V76L84 77L85 75H86V77H84V79L82 78V76H80V78H82V81L84 82H82L84 85L82 86V87H80L81 85H82V83L81 82H79V84L81 83V85H79L78 83H77V81H80L78 78V80L76 81V84H78V85H74V87L76 88H74V87H72L73 85L72 84H74L73 82H75V81H72V84H70V85H72L71 87H72V89L71 88H69V86L67 87L65 84V86L64 85H62V86H64V87H67L68 89H70V90H72V92H71V94H69L68 96H69V98H70V96L73 94V91H75L76 90V92L78 93L80 90V96H81V100L82 99H84L83 98V93H84V91H86V90H88L89 91V88L91 89L92 87L94 88V87H97L98 89H99V91L101 92V90H102V88H104V86H106V85H109L110 87H109V89H108V92H106L107 93V95H110L109 96V98L107 97V99H110V97L111 96H113L114 97V99H117V101H119L118 99H121V98H124V97H126V96H133V98L135 99V100H141L142 99V101L143 100H145V99H147L146 101H148V98H151V100H153L154 98H152L151 97V95L152 94H154V93H157L158 91H161V89L164 91L163 93H164V101H171L172 99H176V97L177 96H179V95H182L183 94V97L185 96V98H186V100L188 101V107H190L189 108V110H188V112H190V111H193L194 113H195V111L194 110H204V108H205V106H206V109L204 110V114L205 113H209V111L210 110H207V109H213V106H214V100L215 99H212V98H209L208 96H204L203 98H201V99H199V100H197L196 101V103H194V105H191V98H192V95H193V93H194V91L200 86V81L197 79V77L195 76V74H193V70L192 69H194L193 68V66H192V63H191V61H193L194 62V65H195V68L196 67H198L199 65H201L202 64V62L199 60V57L198 56H192V55H186L187 56V58H189V59H187V60H181V59H178V60H175L176 62L175 63H171L168 59H159L160 57H158V62H157V60H156V58L154 59V58H152L151 57V60H152V62L154 63V61H155V65L154 66H150L151 67V69H150V67H147V65H146V67L147 68H149L150 70H145V69H147V68H145L144 67V70H142V72H141V69L143 68L142 66V68H140L139 70H140V72H138L136 69L137 68H139V66L137 67V68H133L132 67V65L131 64H129V65H131V68L129 67V66H127L128 64L127 63H131V62H126V59H127V54L125 55L126 56V58H125V56H121V55H124L125 54V52L127 51V50H124V52H123V50L121 51L120 50V47L122 48V46H126V45H120V44H122V41L121 42H119L118 44L120 45V46H118V48H119V50L121 51H119V53L121 54L122 52H123V54H121V55H119V54H117V50H115V48L117 47ZM127 43V42H126ZM129 43V42H128ZM127 43V45H130V44H128ZM87 44V43H86ZM43 45V44H42ZM43 45V46H44ZM50 44L48 43V46H49ZM114 45H116V47L114 46ZM24 46V47H23ZM27 46V47H28ZM41 46V45H40ZM112 46V47H111ZM113 46H114V51H116V53L113 51ZM26 47V48H27ZM45 47V46H44ZM43 47V51L45 50V48ZM104 46H103V50H104V48H105ZM131 47V46H130ZM130 47H128V48H130ZM133 47V46H132ZM18 48V49H19ZM125 48V47H124ZM6 49V48H5ZM20 49H19V51H20ZM32 49H33V51H32ZM87 49V48H86ZM123 49V48H122ZM125 49H127V47L125 48ZM8 50H6V51H8ZM29 50H31L32 52H34V53H32L31 51H29ZM36 52H35V51ZM43 51H42V53H43ZM85 51H87V50H85ZM101 51V50H100ZM128 52V54H129V51H127ZM2 53H6L5 52V50H4V52H2ZM0 54V55H3V54ZM8 53V52H7ZM50 53H52V52H50ZM83 53H86L87 55H88V53L87 52H83ZM83 53H81V55L83 54ZM92 53H94V52H92ZM96 53V52H95ZM94 53V55H96ZM90 54V53H89ZM104 54V55H103ZM18 55H19V57H18ZM42 55V54H41ZM47 55H48V53H47ZM51 55V54H50ZM49 55V56H50ZM86 55V56H87ZM100 55V54H99ZM98 55V56H99ZM100 55V56H101ZM133 54H131V56H132ZM134 55H136V56H139V55H137V54H134ZM248 55H249V50H247L246 52H245V54L243 55V57L239 60V64H238V66L237 67H230V69H231V71H229V78H232V79H235V78H233V71H232V69L233 68H238V70L236 69L234 72L236 73V71H237V73H236V75L237 74H239L240 76H242V77H240L241 78V82H238V83H241V85L243 86V84H244V75H245V77H246V83H245V86L247 87V88H250V85H247L248 84V81L251 79V78H253L254 80H255V83H257V87L260 85V80H261V68L260 67H256V70H253V72H251V74L249 73H246V72H243V69H242V67H241V63L242 64H245L246 65V63H247V57H248ZM52 56H51V58H52ZM100 56H99V58H100ZM104 56V57H103ZM131 56H129V61H131L130 60V57ZM136 56H134L133 57V60H134V62H135V59L137 60H140V61H136V63H137V65L139 64V62L141 63V62H143V61H141V59H143L144 60V58H139V57H137V58H135ZM40 57H41V60H40ZM92 57H94L95 58V56H93L92 55ZM97 57V56H96ZM48 58H50V57H47V59ZM49 59L51 62H52V60L53 59ZM70 58V59H71ZM79 59H80V57H78ZM83 58V57H82ZM81 58V59H82ZM135 58V59H134ZM73 59V58H72ZM81 59H80V61H81ZM87 59V58H86ZM127 59V60H128ZM132 59V58H131ZM153 59H154V61H153ZM55 60H54V62H55ZM75 60V59H74ZM83 60V59H82ZM95 60H96V58H95ZM148 60H150V59H148ZM160 60V61H159ZM61 61H59V63L61 64ZM76 61V60H75ZM80 61H78V64L79 65H81L80 64ZM53 62V63H54ZM62 62V63H63ZM90 62H88V64L90 63ZM145 62L146 63H148L149 62V64L150 65H153V63L151 62V61H148L147 62V60L145 59L144 60V63H142L143 64V66L145 65ZM157 62V63H156ZM81 63H83V62H81ZM86 63H87V61H86ZM86 63H84V64H86ZM60 64H58V65H60ZM64 64V63H63ZM132 64H134L133 63V61H132ZM148 64V65H149ZM62 65V64H61ZM60 65V66H61ZM68 65H71V64H68ZM67 65V63H65V65L64 66H68ZM79 65H77V66H79ZM136 65V64H135ZM231 65V64H230ZM64 66H62L63 68H64ZM73 66V65H72ZM72 66H70V67H72ZM88 66H90V65H88ZM88 66H86V67H88ZM232 66V65H231ZM57 67H59V66H57ZM57 67H56V69H57ZM74 67H75V63H74ZM74 67H72V68H74ZM85 67V68H86ZM134 67H136V66H134ZM155 67L156 68H159V67H161V68H163V69H171V67H173V75H172V77H169L168 75H167V73H165V72H159V71H155L154 69H155ZM60 68V67H59ZM62 68V69H63ZM76 68V67H75ZM53 69V68H52ZM55 69V68H54ZM61 69V68H60ZM70 69V68H69ZM77 69V68H76ZM229 69V70H230ZM59 70V69H58ZM64 70V72H67V71H65V68L63 69ZM63 70H62V72H63ZM89 70H91V69H89ZM50 71V70H49ZM56 71V70H55ZM54 71V72H55ZM72 71H74V69L72 70ZM72 71H70V73L69 72H67V76L66 75H64V74H60V76H62L63 78H66V77H68V75L70 74V76L68 77V79H70V77L72 76ZM76 71V70H75ZM58 72V71H57ZM59 72H61V71H59ZM89 72V73H88ZM69 73V74H68ZM76 73V77L78 76L79 77V75H81V72H75ZM74 72H73V74H75ZM78 73V74H77ZM37 74H38V76H39V79H41L40 81H39V83H41L42 82V80H43V82H42V85H40L41 86V88H39V85L38 86H36L37 85V79H38V77H37ZM85 74V75H84ZM88 74V75H87ZM40 75H45V73L44 74H40ZM51 75V74H50ZM52 75H54V74H52ZM57 75V74H56ZM235 75V74H234ZM46 76V75H45ZM59 76V75H58ZM59 76V77H60ZM66 76V77H65ZM2 77V79L1 80H3L4 78ZM37 77V78H36ZM52 77V76H51ZM73 77V79L75 80V76H72ZM71 77V78H72ZM75 77V78H74ZM235 77V76H234ZM239 77V76H238ZM238 77H237V79H238ZM50 78V77H49ZM49 78H48V82L51 80V78H50V80H49ZM53 78H55V76L53 77ZM53 78H52V81H53ZM239 78V79H240ZM5 79V80H6ZM38 79V80H39ZM56 79H58V78H56ZM56 79H54V81L56 80ZM60 79V83H62L61 82V78H59ZM67 79V80H68ZM0 80V81H1ZM66 80V81H67ZM72 80V79H71ZM4 81V80H3ZM52 81H51V84H52ZM65 80H64V82L65 83H69V82H66ZM236 81H238V80H236ZM6 82H8V81H6ZM55 82H57V81H55ZM234 82V84H233V88H234V86H236L235 84H237V82L235 83V80L233 81ZM54 83V82H53ZM59 83V84H60ZM86 83V84H85ZM17 84H16V86H17ZM48 84V86L50 85L49 83H47ZM56 85H57V83H56ZM15 86V83H14V85H13V87ZM47 86V85H46ZM61 86V87H62ZM80 87V90H78V87ZM9 87L11 88V85H9ZM12 87V88H13ZM37 87L39 88V89H37ZM53 87H57V86H53ZM102 87V88H101ZM107 87V86H106ZM9 88V89H10ZM11 88V89H12ZM17 88H19V90H22V88L20 89V87H17ZM36 88V89H35ZM59 88V87H58ZM75 90H74V89ZM96 88V89H97ZM101 88V89H100ZM34 89V90H33ZM60 89V88H59ZM61 89H63V87L61 88ZM65 89V88H64ZM105 89V88H104ZM8 89H6V91H7ZM14 90V89H13ZM15 90L17 91V89L15 88ZM78 90V91H77ZM93 91L95 90V89H92ZM92 90H91V93H92ZM105 90H107V89H105ZM29 91V90H28ZM53 92V93H50V92ZM57 91H59V93H60V91L61 90H57ZM63 91V90H62ZM97 91V90H96ZM95 91V93H97ZM18 93H16V94H18L17 96H16V98L17 97H19V96H21L20 95V93H21V91L19 92V91H17ZM22 92L24 93V90H22ZM102 92H104V91H102ZM4 95H3V92H2V94H0V98H2V99H0V101H1V103H0V126H3V128H4V126L7 128L8 126H11L12 124L11 123H13L14 122V120L16 119V115H14V111L13 110H15V109H17L18 110V104H20V103H17V102H15L17 99H15L14 97H12L11 98V96L13 95V94H15L14 93V91L12 92L11 90H8L7 92H5L4 91ZM55 93H57V92H55ZM62 93V92H61ZM60 93V94H61ZM67 93H68V90H67ZM67 93H66V95H67ZM77 93H75L74 95H76ZM86 93H87V91H86ZM85 93V94H86ZM90 93V92H89ZM90 93V94H91ZM94 93V92H93ZM92 93V94H93ZM160 93V92H159ZM182 93V94H181ZM22 94V93H21ZM58 94V93H57ZM59 94V95H60ZM103 94V93H102ZM179 94V95H178ZM2 95H3V97H2ZM55 95V94H54ZM61 95H63V96H65L64 95V93L63 94H61ZM79 95H78V97H79ZM158 95V94H157ZM160 95V94H159ZM22 96H24V95H22ZM26 96V97H27ZM62 96V97H63ZM87 96V95H86ZM95 96V95H94ZM153 96V95H152ZM57 97H58V95H57ZM56 97V98H57ZM74 97H77V96H73V100H74ZM85 97V96H84ZM91 97H93V96H91ZM91 97H90V100H93V99H95V98H93V99H91ZM100 98L102 97V96H99ZM99 97H97L96 96V99H98ZM161 98H162V96H160ZM55 98V97H54ZM64 98V97H63ZM65 98H67L68 99V97H65ZM72 98V97H71ZM70 98V99H71ZM88 99H89V97H87ZM99 98V99H100ZM103 98V97H102ZM157 98V97H156ZM11 100V99H14V100H12L11 101V105H12V103L14 102L15 103V105H16V103H17V108H16V106L14 107V109H11L12 107H11V105L9 106V107H7L8 109L10 108V110H8V109H6V106L8 105V103H7V100ZM61 99V98H60ZM69 99V100H70ZM77 99V98H76ZM79 99H80V97H79ZM79 99H77L76 100V102L79 100ZM85 99H86V97H85ZM96 99H95V101H96ZM107 99H105V98H103V100H106L107 101ZM112 99V98H111ZM158 99V98H157ZM163 99V98H162ZM175 99H174V105H175ZM72 100V104L75 102V101H73ZM80 100V101H81ZM150 99H149V104H150V101H151ZM177 100V99H176ZM180 100H182V99H180ZM6 102L5 104H4V102ZM32 101V102H33ZM63 101V100H62ZM94 101V102H95ZM99 101H101V100H99ZM109 101V100H108ZM112 101V100H111ZM116 101V100H115ZM146 101H144V102H142V104L143 103H145ZM163 100H162V102H164ZM2 102H3V104H2ZM31 102V101H30ZM30 102H28V104L30 103ZM39 102V103H40ZM50 102V101H49ZM65 102V101H64ZM67 102V101H66ZM113 103H115L114 101H112ZM154 103V100L153 101H151V103ZM158 103V101H155V103ZM177 102V101H176ZM181 102V101H180ZM70 103V104H71ZM112 103V104H113ZM146 103H148V102H146ZM145 103V104H146ZM160 103H161V99H160ZM160 103H159V105H160ZM167 103V102H166ZM166 103H163V106H164V104H165V106H164V108L161 106L160 107V109H156V110H154L155 108H157V107H155L154 109H152L153 108V106H151V108L150 109H152L150 112L151 113H149V115H150V121L151 122H153V124H156L157 122L159 123V121H162V122H164V119H167V118H169V119H171L172 120V118H173V115H178L179 113H180V115H178V116H176V118H174V120L172 121L173 122V124H175L174 122H178V121H181L182 119H185V118H188V117H186L187 116V114H188V112L187 111H185V112H183L182 110V108H183V106H182V108H180V110H179V108H178V106L176 107V111H177V108H178V111H177V113L176 114H173V112H172V118L170 117V116H168L170 113L168 112V111H170V110H168V108L166 109L165 107L167 106L168 107V105H166ZM171 103V102H170ZM181 103H184V102H181ZM187 103V102H186ZM7 104V105H6ZM35 104H33V105H35ZM41 104H39L40 106H41ZM49 105L51 104V102L50 103H48ZM70 104H69V108H70ZM79 103L77 102V105H78ZM81 104V103H80ZM80 104L78 105V107L76 106V104H73V106L75 107H73L74 109L73 110H75L76 109V107L77 108H79V106H80ZM107 104H109V103H107ZM111 104V103H110ZM137 104V103H136ZM141 104V105H142ZM168 104H169V102H168ZM177 104V103H176ZM179 104V103H178ZM177 104V105H178ZM6 105V106H5ZM14 105V104H13ZM12 105V106H13ZM33 105H31L30 104V106H31V108L30 109H28V110H30L31 111V109H34V108H36L35 106H34V108H32L33 107ZM38 104H36V106H37ZM43 105V104H42ZM140 105V106H141ZM144 105V104H143ZM142 105V106H143ZM147 105V104H146ZM145 105V106H146ZM152 105V104H151ZM153 105H156V104H153ZM170 105V104H169ZM81 106H82V104H81ZM81 106H80V108H81ZM83 106H84V104H83ZM82 106V107H83ZM86 106H88V105H86ZM141 106V107H142ZM157 106V105H156ZM176 106V105H175ZM187 106V105H186ZM25 107V106H24ZM27 108H28V105L26 106ZM47 107V106H46ZM57 107V106H56ZM56 107H55V109H56ZM90 107H94L93 105H91ZM141 107H140V109H141ZM149 107L150 106H148L147 108L149 109ZM159 107V106H158ZM179 107H181V106H179ZM185 107V106H184ZM225 106H222V109H220L221 111L223 110H225V108H224ZM21 108L22 109H20V110H18L19 112H18V114H20V112H21V110L25 113V115H27V114H29L30 115V119H31V112H28V110L26 109H23V107L21 106ZM38 108L41 110V108L39 107V106H37V110H38ZM59 108H60V106H59ZM68 108V109H69ZM72 108V107H71ZM70 108V109H71ZM80 108H79V110H80ZM86 108H89V107H86ZM85 107H84V109L85 110H87ZM138 108V107H137ZM144 108H146V107H144ZM147 108H146V110L145 111H147ZM224 108V109H223ZM45 108H43L42 110H44ZM173 109V108H172ZM182 109V110H181ZM39 110V111H40ZM60 110V112L59 113H61V108L59 109ZM59 110H57L56 109V111L58 112ZM73 110L71 109V110H69L70 112H68L69 113V118L71 119V116H70V114H72L73 115ZM78 110V109H77ZM100 110H101V108H100ZM100 110H98V111H100ZM102 110H104V109H102ZM102 110L100 111V113L102 112ZM138 110V112H139V109H137ZM137 110H136V112H137ZM175 110V109H174ZM186 110H187V108H186ZM33 111H35V110H33ZM32 111V113H34V114H36L35 112H33ZM45 111V110H44ZM39 112V113H44L45 114V112ZM142 111V110H141ZM141 111H140V115H138V112H137V114H134V116L135 115H138L140 118L138 119V116H136V118H135V120L134 121H140V119L142 118V114H141ZM149 111V110H148ZM182 112V114H181V112ZM219 111V110H218ZM222 111V112H223ZM21 113V114H23V116H25L24 115V113ZM36 112H38V111H36ZM74 112H76V110L74 111ZM79 111H77L76 113H78ZM135 112V113H136ZM222 112H219V113H222ZM144 113V112H143ZM169 113V114H168ZM192 113V112H191ZM196 113H198L199 114V112H197L196 111ZM196 113H195V115L193 114V116H195L196 117ZM203 113V112H202ZM202 113H200L201 115H202ZM15 114H17V111H15ZM34 114H32L33 116H34ZM43 114V118L45 117V115ZM62 114V113H61ZM75 114V113H74ZM102 114H103V112H102ZM105 114V113H104ZM147 114V113H146ZM145 113H144V115H146ZM199 114V116L201 117V115ZM217 115H218V112L216 113ZM223 114H225V112L223 113ZM28 115V116H29ZM37 115H39L40 116V114H37ZM42 115V114H41ZM76 115V114H75ZM75 115L73 116L74 118H75ZM188 115H190V114H188ZM217 115H215L216 117H218ZM220 115V114H219ZM259 115V114H258ZM19 116H22V115H19ZM27 116V117H28ZM63 116V115H62ZM104 116V115H103ZM192 116V117H193ZM203 116V118H204V120L206 119L205 117H207V115L205 116V115H202ZM205 116V117H204ZM220 116H224V115H220ZM259 116H261V114L259 115ZM147 117H149V116H146L145 118H147ZM175 117V116H174ZM200 117H198L197 116V118H200ZM39 118V117H38ZM67 118H68V116H67ZM144 118V119H145ZM189 118H190V116H189ZM202 118V117H201ZM200 118V119H201ZM202 118V119H203ZM221 118V117H220ZM220 118H218L219 120H220ZM258 118H260V117H258L257 116V114L256 115H254V116H252V117H250V119L248 120V123H246V132H248L250 129H253V135L250 137V138H247L246 137V134H245V131L243 132L244 134H245V137H246V139H248V141L246 142V141H244L245 140V138L243 137H241V139H244L243 141V143H242V140L241 139H239V138H237V136L238 135H236L235 137L237 138V140H239L238 142H237V140L236 141H234L235 139H233V141L232 142H228V141H226L225 139H228L227 138V135H226V137H224L223 138V136H225L224 134L225 133H229L230 134V132H231V134H232V129H233V127H235L236 128V126H237V124H235L236 122H232V124H235L234 126H229L228 128L229 129H227V130H225V132H224V134H223V136L221 137L222 138V141H221V139H219L220 140V143L218 144V143H216L215 142V144H213L212 145V147L214 148V146L216 145V148H217V144H218V148H217V153H219L218 155H219V163L221 162V158H222V160H223V158H224V156H226V157H228L229 158V160L230 161H232V162H236V161H239V160H241V159H247V156H249L247 153H246V151H247V148L248 147H251L252 145H254L255 143H257L259 140H261V141H263V143H264V122H262V118H260V121H259V119ZM17 119H18V121L20 120L19 119V117H17ZM69 119V121L70 122H73V121H71ZM73 119V118H72ZM133 119H134V117H133ZM132 119V120H133ZM136 119H138V120H136ZM143 119V118H142ZM214 119H216V118H214ZM218 119H217V121L216 122H218ZM223 119H224V117H223ZM223 119L221 118V120L223 121ZM235 119H236V117H235ZM238 119V118H237ZM236 119V120H237ZM22 120V119H21ZM39 120H41L42 121V116H41V118L39 119ZM149 120V118L146 120V121H148ZM188 120V119H187ZM190 120H191V118H190ZM194 120V119H193ZM195 120H196V122L198 123L199 121H197L198 119H196L195 118ZM195 120H194V122H195ZM210 120H212V122H215V121H213V118L212 119H210ZM145 121V120H144ZM167 121H168V119H167ZM183 121V120H182ZM181 121V122H182ZM185 121V120H184ZM206 122L208 121V120H205ZM205 121H203L204 123V126H206V123H205ZM221 121V122H222ZM263 121H264V119H263ZM22 122V121H21ZM56 123H58V121H55ZM55 122H54V124H55ZM64 122V121H63ZM62 121H61V123L59 122L58 124H56V125H58V129H60V131H62L63 132V134L64 133H66V135H70L69 134V128H73L72 126H70V124H72V123H67V122H65V123H63ZM131 122V121H130ZM133 122V121H132ZM140 122H142V121H140ZM139 122V123H140ZM154 122H156V123H154ZM161 122V123H162ZM166 122V121H165ZM186 122L187 121H185V124H186ZM189 123L190 122H192V121H188ZM187 122V124H189ZM195 122V123H196ZM211 122V121H210ZM212 122H211V124H209V121H208V124H207V128H208V125H213L212 124ZM220 122V121H219ZM221 122L219 123V124H221ZM63 123V124H62ZM133 123H135V122H133ZM138 123V122H137ZM148 123V122H147ZM150 123V122H149ZM179 123V122H178ZM14 124V123H13ZM25 124H27V123H25ZM53 124V125H54ZM67 124H69V128H68V125ZM143 124V123H142ZM151 124V123H150ZM153 124H151V125H153ZM163 124V123H162ZM170 124V123H169ZM184 124V122H183V127L186 129V132H184L183 133V135L185 134L186 135V133H187V136L188 137H190V138H188V137H182L181 138V136H183V135H181L180 134V132H183V130H184V128L182 127V128H180L181 126H179V125H181L180 123H179V125L177 124H175V126L174 125H168V123H167V128H170V131L168 130V129H166L165 128V130L164 131H166V130H168V132H166L167 134H169V132H172V133H174L175 131H176V129H175V127H177V126H179V127H177V131H178V128L179 129H181L180 130V132H177V133H179V139H180V141H182V146L184 145V146H187V143H185L184 144V142H186V141H184V140H186L187 138H188V140H187V142L189 143V141H193V139L192 140H190L192 137L190 136V133H188L187 131L189 130V132H190V129L189 128H191V124L190 125H187V126H190L188 129H187V126ZM231 124V125H232ZM29 125V124H28ZM34 125V124H33ZM73 125V124H72ZM131 124H129V126H130ZM199 125V124H198ZM217 125V124H216ZM215 125V126H216ZM13 126V125H12ZM11 126V127H12ZM25 127H26V125H24ZM101 125H99V127H100ZM128 126V127H129ZM134 126V125H133ZM136 126H140L139 124H136ZM143 126V125H142ZM149 126V125H148ZM158 126H159V124H158ZM163 126H164V124H163ZM163 126H161V128L163 127ZM168 126H170V127H168ZM195 128H197L198 126H196V124H194L193 125ZM211 126H210V128H211ZM213 127V128H215V130L214 129H210L209 131H210V133H207V132H205L206 134H209V136L211 135V132L214 130V131H216L217 129H216V127ZM18 127H19V124H18ZM23 127V126H22ZM36 127V126H35ZM56 127V126H55ZM54 127V129L55 130H57L58 131V129H56ZM75 127V126H74ZM96 126H94V128H95ZM99 127H98V130H100L99 129ZM102 127V126H101ZM132 127V126H131ZM144 127H147V126H145L144 125ZM149 127H151V126H149ZM194 127L192 128L193 130H194ZM1 128V127H0ZM2 128V129H3ZM13 128V127H12ZM24 128V127H23ZM136 128V127H135ZM160 128V129H161ZM207 128H206V130H207ZM218 128V127H217ZM2 129H0V130H2ZM16 129V128H15ZM15 129H13V131L15 130ZM19 129V128H18ZM25 129V128H24ZM27 129V128H26ZM35 129V128H34ZM52 129V128H51ZM53 129V130H54ZM97 129V128H96ZM95 129V134L97 133V130ZM104 128H102V130H103ZM129 129V128H128ZM147 129V128H146ZM152 129V128H151ZM209 129V128H208ZM5 130V129H4ZM7 130V129H6ZM9 130V134H7V135H10V132L12 133L13 131H10V129H8ZM20 130H22V129H20ZM49 130H50V128H49ZM91 130L93 131L94 129L93 128H91ZM107 130H109V129H107ZM117 130L119 131V133H120V130L119 129H116V133H118L117 132ZM129 130H131V129H129ZM135 130H137V129H135ZM140 130H142L141 129V127H140ZM145 130V129H144ZM149 131L148 132H150L151 130L150 129H148ZM196 130V129H195ZM31 131H33V130H31ZM47 131V130H46ZM51 131V130H50ZM50 131H48V132H50ZM70 131H72V129L70 130ZM75 130H73L72 131V133L74 132ZM106 131V130H105ZM114 131V130H113ZM122 131V130H121ZM143 131V130H142ZM157 132H158V130H156ZM163 131V130H162ZM213 131V132H214ZM227 131V132H226ZM23 131H21V133H22ZM100 134H102L103 133V131H101L100 130ZM108 132V131H107ZM107 132H104V133H106V134H108ZM131 132V131H130ZM133 132V131H132ZM152 132V131H151ZM150 132V133H151ZM159 132H160V130H159ZM233 132H235V129H233ZM242 132H241V134H242ZM3 133V132H2ZM56 133V132H55ZM71 133V134H72ZM109 133H111V132H109ZM118 133V134H119ZM127 133V132H126ZM126 133H124V136L123 135H120V137H121V139H120V137H119V141H121V142H123L122 141V136H123V138H126L125 137V134ZM138 133V132H137ZM136 133V135L137 136H139L141 139H143V137H141L142 135H138ZM150 133L148 134V135H150ZM156 133V132H155ZM162 133H164V132H162ZM171 133V134H172ZM191 133H193V132H191ZM52 134V133H51ZM57 135L59 134V133H56ZM56 134H54V135H56ZM63 134L61 135V136H63ZM91 134H92V136L94 135V133L93 132H91ZM97 134H99V132L97 133ZM100 134H99V136H97V140L99 141V139H101L100 138ZM117 134V135H118ZM121 134V133H120ZM123 134V133H122ZM130 134V133H129ZM140 134H141V132H140ZM145 133H144V131H143V136H145L144 135ZM146 134H147V132H146ZM160 134V133H159ZM158 134V135H159ZM194 134H195V131H194ZM240 134V133H239ZM240 134V135H241ZM244 134H243V136H244ZM0 135H1V133H0ZM3 135V134H2ZM26 135V134H25ZM24 135V136H25ZM56 135V136H57ZM66 135H64L65 136V138H70V136H66ZM75 135V136H74ZM102 135H104V134H102ZM112 135V134H111ZM111 135H109V136H111ZM127 135V134H126ZM152 135V134H151ZM150 135V137L152 138H154V136L152 135L151 136ZM172 135H175V134H172ZM191 135H193V134H191ZM44 136V135H43ZM48 136V135H47ZM51 136V135H50ZM60 136V137H61ZM95 136V135H94ZM119 136V135H118ZM117 136V137H118ZM136 136V138H139V137H137ZM147 136V135H146ZM170 134H169V136L167 137L166 136V138L168 139H170ZM229 136V135H228ZM19 137V136H18ZM45 137V136H44ZM53 136H51V138H52ZM104 137H106V135L104 136ZM114 137H116V135H114ZM132 137V136H131ZM134 137H135V133H134ZM149 137V136H148ZM149 137V138H150ZM173 137L175 138L176 136H172V139H170V140H167V141H169L168 142V144L170 145V142L172 141V142H174V139H173ZM202 137V136H201ZM201 137L199 138V139H197V140H199V142L201 141H203V139H205L204 137H207L206 135H204V137H203V139L201 140ZM213 137V136H212ZM211 136H210V138H212ZM234 137V136H233ZM234 137V138H235ZM4 138V137H3ZM9 138H10V136H9ZM13 138V137H12ZM46 138H48V137H46ZM50 138V137H49ZM54 138H56L55 136H54ZM64 138V139H65ZM110 138H112V137H110ZM127 138H130V137H128L127 136ZM148 138V139H149ZM152 138V139H153ZM155 138H157L158 139V137L156 136ZM154 138V139H155ZM178 138H176V139H178ZM184 138H186V139H184ZM230 138V137H229ZM16 139V138H15ZM42 139H43V137H42ZM61 139H63V137L61 138ZM72 139H73V141H72V143H74V145L79 149H81L80 150V152L83 150L84 151V155L82 156V160L81 159H79V160H81V162H82V165L84 166V167H86L85 169H88L89 170V172H87V171H85V172H87V173H91V176H93L97 181H96V183L97 182H99V184H100V187L102 188V190H104L107 194H105V195H107V196H105L106 198H107V200L108 201H106V200H103V202H105L106 201V203L108 204V209L109 210H106V211H103L102 212V209H104V208H102L101 210H99L101 207H102V205L104 204L103 202H99L100 200L102 201V199H104L103 197L100 199V197L98 196V198L100 199H97V201L99 202V205L101 204V203H103L102 205H101V207H99V209L97 210V209H94L95 211H93L92 212V210H91V220L90 221H92V222H94V225L92 224H90L91 226H93V229L95 228V232L92 230V231H90V230H88L89 229V227H88V229H84V231H85V233H86V236H85V238H86V241L87 240H91V238H96L97 237V235H98V233H101V235H99V237H97L96 239H98V241H97V244L95 245V248H92V249H87V252H85V254L84 253H81L79 250H77V248H70V246L68 247L67 245L69 244H67V243H65V241H64V239L62 238V236L60 237L59 235L57 236V234L56 233H58V231H52V230H47L46 228V230H44L42 227V229L44 230V231H41L38 227H36V226H40L42 223L39 221V219H38V217L33 213V211H31V209L27 206V205H22V208L20 207H17L15 204H13V202H12V198H14L13 200H17L18 202H22L21 200H22V198H23V196H22V198H18V196L20 197V195H18L17 197L13 194V193H11V191H7V190H5L4 188L2 189V188H0V199L4 202V203H6L9 207H11L12 209H14L15 211H17L19 214H21L23 217H24V219L26 220V221H28V222H30L31 224H33L37 229H39L44 235H46L50 240H52L59 248H61L65 253H67V255H69L77 264H102L103 262H105L106 261V264H186V263H189V261H194V262H196V263H204V264H206V263H208V262H211L212 264H235V262H234V260H237L238 262H239V264L241 263V264H262L263 263V259H264V230H263V227H262V234H259V233H261V232H258L256 229L257 228H255V230L258 232V233H254V229L252 230V233H254V235L251 233V231H250V234H252V237H247V234L245 233V232H243L242 230V232L243 233H239V235H236V237H238L239 239H240V242H239V239H238V241L237 242H239L238 243V245H237V243H236V237H234V240H235V243H236V245L237 246H231V244L228 242V245H230V247L229 246H227L226 245V243L224 244V246L226 245V247H229L227 250L226 249H224V251H223V249H221L222 248V246H221V248H219L217 245V247L219 248V249H221L222 251H219V250H217V249H211L210 248V245H211V242H209V240L207 241V243H210V245H209V249H211V250H209V249H207V251H205V248H207L208 247V244H206V241H205V244H201L202 245V247H204L205 246V248H204V253H203V251L201 252L202 253V256H200V255H198L197 257H196V252L198 251V250H196V248H194V245H193V248L194 249H192V251H190V249L189 248H191L190 247V245H192V244H190V242L191 241H189V239L190 238H187L188 239V241H189V243H187L186 242V244L187 245H189V248L188 249H186V247H188V246H186L185 247V249H184V247L182 248V250L184 249L185 251H184V253H183V255L181 256L182 258H180L179 256H180V254H182L181 252H179V250H178V252L176 253V251H175V249H174V251H172L171 250V252H172V254L174 253H176V254H178L179 253V258H171V257H169V255L167 256V255H163V254H166V253H163L162 255V257H158L159 256V254H160V250L162 249H164V248H162L161 247V249L159 250L158 249V247L156 248V247H154V245H152V246H150V247H148L147 249H151L152 247H154L155 249H153L152 248V250H156L157 252H155V254L151 257L150 255V257H148L147 256V254L148 253H146V257L145 258H147V261H142L139 257H140V252L138 253V257L135 255V254H132V250L130 249L131 247L129 246V245H127V246H129L128 248L125 246V245H122L121 243H123V241H125V239H123V238H121V240H123L122 242L120 241V240H118L119 242H118V244H117V246L119 245H121L120 247H122V246H125V247H123L124 249H120V251L118 252H116V250H117V247L115 246L116 245V243H114L115 245H114V249L112 248V247H110V245H109V247H107V245H105L106 244V242H111V245H112V239H110V240H107L106 239V236H103L102 235V233L106 230L105 228H106V225L109 223V222H113L111 219L113 218V220L114 219H116V217L114 218V216L117 214V213H119L120 212V209L122 208L121 206H123L122 205V203H121V200L120 199H122V197H123V195L124 194H122V197L119 199L118 198V196L119 195H121V193L120 192H118L117 191V193H116V191H115V189L117 190V187H116V185H118L120 182H121V179L122 180H124V178L126 177V175H124V174H128V176H129V179L131 178L133 181H134V179H135V177L133 178V176H136V175H132V173H127V172H125L123 175L125 176L124 178L121 176V174L119 175H117V173L115 174V175H117V176H121L122 178H120V181H118V180H116V182H117V184L116 185H113V184H115V179H116V177L117 176H115L114 177V175L111 177V176H107V178H109V177H111V178H109V179H111V181L109 180V179H107V180H109V182H107V180L106 179H103V177L101 178V176H100V174L98 173V165H94V163H95V161H94V163H93V165H91L92 166V168H90V165L89 166H87V163H88V159L87 158H89L88 156H90V154H91V152H92V149H93V144H94V141L95 140H92L93 141V144L92 145H88V144H86L85 142H88L87 140L85 141V140H83V141H85L84 143L86 144V145H84V144H81V140L79 141V137H77V133L75 132V133H73V137H72ZM71 138L69 139L70 140V142H71V140H72ZM96 139V138H95ZM108 138H106V140H103V139H101V140H103V141H108L109 142V140H107ZM132 139V138H131ZM144 139H145V137H144ZM143 139V140H144ZM152 139H150L149 141H152ZM157 139H155L156 141H157ZM178 139V140H179ZM183 139V140H182ZM209 139V138H208ZM9 140V139H8ZM18 140V139H17ZM49 140H51L52 141V139H49ZM96 140V141H97ZM100 140V141H101ZM177 140V142H179ZM196 140V141H197ZM206 140V139H205ZM213 140V139H212ZM212 140H211V142H212ZM231 140V139H230ZM229 140V141H230ZM241 140V141H240ZM0 141H1V139H0ZM12 141V140H11ZM13 141H16V140H14L13 139ZM13 141H12V143H13ZM46 141H47V139H46ZM63 141V140H62ZM61 141V142H62ZM65 141H67V140H65ZM91 140H90V142H89V144L92 142ZM97 141V142H98ZM126 141V140H125ZM128 142H130L129 140H127ZM148 141V143L149 144H151V143H153V141L150 143ZM210 141V140H209ZM208 141V142H209ZM6 141H4V142H2V143H5ZM43 142V141H42ZM41 142V144H43ZM56 142H60L59 141V139H58V141H56ZM56 142L54 143V144H56ZM70 142H69V145H70ZM96 142V143H97ZM146 142H147V140L145 141V144H146ZM155 142V141H154ZM171 142V144H173L172 146H174V144L176 143V141L174 142V143H172ZM198 142V141H197ZM214 142V141H213ZM212 142V143H213ZM246 142V143H245ZM7 144H8V142H6ZM50 143V142H49ZM68 143V142H67ZM66 143V145L64 146V147H66L68 144ZM124 143H126V142H124ZM124 143H120L119 145L122 147V145H128V144H124ZM132 142H130V144H131ZM193 144H195L196 142H195V140L192 142ZM203 143H204V141H203ZM207 143V142H206ZM210 143V142H209ZM14 144V143H13ZM19 144V143H18ZM45 144V143H44ZM47 144V143H46ZM58 144V143H57ZM61 145H62V143H60ZM65 144V143H64ZM98 144V143H97ZM166 144H167V142H166ZM191 144V143H190ZM189 144V145H190ZM208 144V143H207ZM53 145V144H52ZM59 145V144H58ZM95 145V144H94ZM177 145H179L178 143H177ZM176 145V146H177ZM209 145H211V144H208L207 146H209ZM15 146H17V145H15ZM20 146V145H19ZM48 146V145H47ZM63 146V145H62ZM61 146V147H62ZM136 146V145H135ZM135 146H133V147H135ZM172 146H169V147H172ZM176 146H174V149L173 150H175V147ZM201 146V145H200ZM206 146V148H207V150L205 149V146H204V148H203V150H200L201 151V155H206L207 154V152L208 153H210L211 151H212V149H211V151L210 150H208V147ZM40 147V146H39ZM41 147H42V145H41ZM46 147V146H45ZM49 147V146H48ZM53 147V146H52ZM54 147H56L57 148V146H55L54 145ZM60 147V148H61ZM63 147V148H64ZM73 147V146H72ZM123 147H125V146H123ZM122 147V148H123ZM132 147V148H133ZM136 147H141L140 145H138V146H136ZM135 147V148H136ZM142 147H143V145H142ZM141 147V148H142ZM145 147V146H144ZM143 147V148H144ZM180 147H181V145H180ZM188 147V146H187ZM43 148H44V146L42 147V150H43ZM59 148V149H60ZM63 148H61V149H63ZM71 147L69 146V147H66V149H68V151H69V149H70ZM135 148H133V150L135 149ZM141 148H136V150L137 149H139L141 152L143 151H145V149L143 150H141ZM173 148V147H172ZM177 148H178V146H177ZM182 148V147H181ZM181 148H179L180 149V151L183 149H181ZM185 148V147H184ZM210 148H211V146H210ZM262 148H264V146L262 147ZM19 149V148H18ZM41 149V148H40ZM48 149H50V148H48ZM60 149V150H61ZM66 149H64V150H66ZM167 149H170V148H168L167 147ZM178 149V150H179ZM30 150H34V149H30ZM30 150H28V152L30 151ZM42 150H40V151H38V152H40V154L42 153ZM51 150V149H50ZM59 150V151H60ZM136 150H134L135 152H136ZM165 150H166V145H165ZM164 150V151H165ZM171 150V149H170ZM170 150H169V152H170ZM177 150V149H176ZM214 151L216 150V149H213ZM18 151V150H17ZM35 151H36V149H35ZM34 151V152H35ZM47 151H49V150H47ZM55 151V150H54ZM62 151V150H61ZM72 151V150H71ZM79 151V150H78ZM140 151H138L137 150V152L136 153H133V151H132V149H131V152L130 153H132V154H128V156L130 155V157L133 155V154H136L135 156H134V158H136V160H137V157L136 156H138V157H140V154H141V156H143L142 154L143 153H141ZM172 151V150H171ZM180 151L177 153V154H179V157H178V155L176 154L175 156H177L178 158L176 159V160H178V161H181L183 158L182 157H184V153H183V151L181 152V153H183V154H181L180 153ZM205 151H207L206 153H204ZM214 151H212L213 153H216V152H214ZM21 152V151H20ZM33 152V153H34ZM45 152H46V150H45ZM52 152V151H51ZM77 152V151H76ZM167 152V151H166ZM165 152V153H166ZM175 151H173L172 153H170V155L172 154V157H173V154H175L174 153ZM27 153V152H26ZM47 153V152H46ZM49 153V152H48ZM57 153V152H56ZM64 153H66V151L64 152ZM68 153V152H67ZM70 153V152H69ZM68 153V154H69ZM75 153V152H74ZM78 153V152H77ZM82 153L80 154V155H82ZM129 153V152H128ZM145 153V152H144ZM164 153V154H165ZM25 154V153H24ZM36 154V156H38L37 155V152L35 153ZM39 154V153H38ZM43 154H45L44 152H43ZM54 154V153H53ZM63 154V153H62ZM164 154L163 155H161V158H162V156H164ZM169 154V153H168ZM183 155L182 157H181V155ZM200 154L198 155V156H200ZM22 155V154H21ZM30 155V154H29ZM31 155H33V154H31ZM64 155V154H63ZM66 155V154H65ZM69 155H71V154H69ZM73 155V154H72ZM79 155V154H78ZM77 155V156H78ZM166 155V154H165ZM34 156V155H33ZM35 156V157H36ZM47 156V155H46ZM56 156V155H55ZM55 156H53L54 158L53 159H55L56 157ZM76 156V155H75ZM145 156V155H144ZM197 156V157H198ZM35 157H33V159L35 158ZM42 157H43V155H42ZM44 157H45V155H44ZM43 157V158H44ZM80 157V156H79ZM127 157V156H126ZM130 157H127V159H129ZM171 157V156H170ZM170 157H168V158H170ZM202 157V156H201ZM201 157H199V160L197 159H195V161H200V158ZM40 158V156H38V159ZM60 158V157H59ZM62 158V157H61ZM81 158V157H80ZM150 158H152V159H150ZM150 158H147L146 157V159H150V162H155L156 161V163H157V161L158 160H156V159H154L155 161H153V158L154 157H151L150 156ZM163 158H165V157H163ZM162 158V159H163ZM166 158H167V155H166ZM166 158L164 159L165 161H166V163H167V165H169V163L171 162V164H172V158H170V160L171 161H168V160H166ZM174 158V157H173ZM176 158V157H175ZM182 158V159H181ZM202 158H204V157H202ZM202 158H201V160H202ZM28 159V158H27ZM26 159V160H27ZM33 159H32V161H33ZM46 159H49V157L48 158H46ZM45 159V160H46ZM51 159V158H50ZM66 159V157L65 158H63V160H65ZM68 159H69V157H68ZM73 159V158H72ZM72 159H70V160H72ZM130 159H132V158H130ZM139 159V158H138ZM142 159V158H141ZM145 159V158H144ZM145 159V160H146ZM180 159V160H179ZM205 159V158H204ZM29 160H31V159H29ZM37 160V159H36ZM41 160H44V159H41ZM41 160H39L40 162H41ZM44 160V161H45ZM56 160H57V158H56ZM62 160V161H63ZM123 160V159H122ZM134 160V159H133ZM133 160H131V162L133 161ZM145 160H143V161H145ZM175 160V159H174ZM1 161V160H0ZM49 161H51V160H49ZM62 161H61V163H62ZM75 161V160H74ZM97 161V160H96ZM116 161V160H115ZM113 162V163H115L114 165H116V162ZM117 161L118 162H120L121 160H118L117 159ZM125 161V162H124ZM124 161H122V162H120V165H118L119 166V168L120 167H124V165L123 164H125L127 161H126V158H125V160ZM139 161H142V160H138L137 162H139ZM165 161H163V162H161V159H160V161H158L159 163L161 162V164H160V168H158V167H156L155 165V167H153V169H152V167L150 168L151 170H154L155 171V169L154 168H158L157 170H159V169H161L162 167L163 168H165L166 166H165ZM178 161L176 162V163H178ZM204 160H202V161H200L201 162V164H204V162H203ZM3 162H5L3 159H2V161H1V163H3ZM40 162H36V163H40ZM52 162V161H51ZM55 162V161H54ZM64 162V161H63ZM69 162V161H68ZM72 162V161H71ZM98 162H100V161H98ZM117 162V163H118ZM124 162V163H123ZM134 162H136V161H134ZM146 162H148V163H150L149 161H146ZM174 162V163H175ZM200 162H199V164H200ZM44 163V162H43ZM57 163V162H56ZM55 163V165H57L58 166V164L60 163V161L58 162V164H56ZM121 163H123V164H121ZM128 164L130 163V160L127 162ZM155 163V164H156ZM163 163H164V165H163ZM175 163V164H176ZM4 164V163H3ZM42 164V163H41ZM47 164V163H46ZM66 164V163H65ZM74 164V163H73ZM77 164V163H76ZM81 164V163H80ZM79 164V165H80ZM98 164V163H97ZM134 164V163H133ZM136 164V163H135ZM154 164V163H153ZM170 164V165H171ZM175 164H172V165H175ZM256 164H260V162L259 161H256ZM37 165V164H36ZM35 165V166H36ZM78 165V166H79ZM122 165V166H121ZM157 165H159V164H157ZM163 165V166H162ZM171 165V166H172ZM44 166V165H43ZM52 166V165H51ZM74 166V165H73ZM81 166V165H80ZM130 167H131V163H130V165H129ZM171 166H167V168L168 169H165V171L166 170H169L170 169V167ZM45 167V166H44ZM82 167V166H81ZM84 167H83V169H84ZM112 167H113V165H112ZM112 167H109L111 170H113L115 167H113V169H112ZM122 167V169H124ZM126 167H127V165L125 164V170H126ZM1 168V167H0ZM49 170H50V168H49V166L47 167ZM52 168V167H51ZM55 168H56V166H55ZM59 168H60V166H59ZM63 168V167H62ZM75 168H77V165H76V167ZM90 168V169H89ZM118 168V167H117ZM117 168L116 169H114V171L113 172H118V171H122V169H118L117 170ZM84 169V170H85ZM109 169V170H110ZM135 169V168H134ZM150 169H148V170H150ZM47 170V169H46ZM51 170H53V169H51ZM74 170V169H73ZM76 170H78V168L76 169ZM81 170V169H80ZM124 170V171H125ZM149 171V172H152V171ZM135 171V173H133V174H136V172H137V170H134ZM134 171H132V172H134ZM139 171V170H138ZM141 171V170H140ZM153 171V172H154ZM161 172L162 171H164L163 169L162 170H160ZM165 171H164V173H165ZM180 171H181V169H180ZM178 172V170H177V172H175V175H174V177L173 178H175V179H173V182H175V180H176V183H178V185H179V183L180 182H178V180H180V179H183V178H180L181 177V175L182 176H184L183 174H181V172ZM55 172H58V171H56L55 170ZM108 172V171H107ZM112 172V173H113ZM142 173V175H143V171H141ZM145 172V171H144ZM148 172V171H147ZM147 172H145L146 174H147ZM152 172V173H153ZM159 172V171H158ZM157 172V174L158 175H156V176H158V177H160L159 176V174L160 173H158ZM184 172V170L182 171V173ZM49 173V172H48ZM51 173H53V172H51ZM112 173H110L109 172V174H112ZM122 173V172H121ZM164 173H161V174H164ZM61 174V173H60ZM137 174H139V175H141L140 173H137ZM144 174L143 175V177H142V175L140 176V177H138V176H136V178H142V183H146V178H149L150 176L151 177H153L152 175H150V176H148L147 177V175L149 174ZM151 174V173H150ZM197 176L198 174H193V177H195V176ZM218 174H214L213 176H217ZM130 176H132V177H130ZM155 176V177H156ZM188 176V175H187ZM212 176V175H211ZM221 176V175H220ZM219 175H218V177H215V179L217 178V182H215L214 181V184H213V182H212V184L213 185H211V187L213 186V191L212 190H210L211 192H217L218 190H221L223 187H224V183L223 182H225L224 180H229V177L228 176H226L225 178H222L221 179V177H220ZM54 177V174H53V176H52V178ZM115 179H114V178ZM154 177V178H155ZM163 177V176H162ZM162 177H160V178H162ZM185 177H186V175H185ZM189 177H191V175L190 176H188L187 177V180L189 179ZM55 178V177H54ZM56 178H57V176H56ZM118 178V177H117ZM128 178V177H127ZM179 178V179H178ZM196 178V177H195ZM197 178H200V176L198 175L197 176ZM211 178V177H210ZM227 178V179H226ZM94 179V180H95ZM126 179V178H125ZM129 179H126L127 180V182H128V180ZM178 179V180H177ZM204 179H207V178H204ZM218 179L221 181H218ZM55 180V179H54ZM103 180H105L107 183H105ZM113 180V181H112ZM126 180H124V184H122L123 186H121V184H119L121 187H123L122 189H125L124 190V193L126 192V190H127V187L128 188H130V189H134L136 186H135V182L137 181V179H135V182H134V187H130V186H127V184H126ZM150 180V179H149ZM149 180L147 179V182H149ZM185 180H186V178H185ZM191 180V179H190ZM198 179H196L195 181L192 179L191 181V184L192 183H196L195 185H199L200 183H206L207 184V182H206V180H203V178L202 179H199V181L201 180H203L202 182L200 181V183L199 184H197L199 181H197ZM211 180L213 181V179L211 178ZM131 181V180H130ZM94 182V181H93ZM111 182H114L113 184L111 183ZM123 182V181H122ZM139 179H138V181H137V184H138V186H141L142 185V183H140L141 185H139ZM141 182V181H140ZM190 182V181H189ZM210 182V181H209ZM128 183H131V182H128ZM133 183V182H132ZM59 184H61V182L59 183ZM59 184H58V187L60 188V186H62L63 184H61L60 186H59ZM98 184V183H97ZM126 184V185H125ZM144 184L142 185L143 187H144ZM206 184H204V185H206ZM209 184H211V183H208V185ZM225 184H226V182H225ZM124 185H125V188H124ZM130 185V184H129ZM133 185H131V186H133ZM175 183H174V189H172L171 190V195H173V192L175 193V194H177L176 193V191H180L181 189H176V187H175ZM182 186H184L185 185V182H184V185H183V183L181 184ZM180 185V186H181ZM190 184H188L187 183V188H188V191H190L191 190V192H194V188H196V187H194V184H192L191 186H193L194 188H192L191 189V187L189 186ZM201 186H202V184H200ZM203 185V186H204ZM208 185H206V187L208 186ZM116 188H115V187ZM137 186V187H138ZM179 187V188H183V187ZM186 186V185H185ZM184 186V187H185ZM85 187V186H84ZM84 187H83V189H84ZM94 187V186H93ZM99 187V186H98ZM136 187V189H139V187L137 188ZM177 187V188H178ZM189 187H190V189H189ZM200 187V186H199ZM59 188H57V189H59ZM97 188V187H96ZM94 189H95V187H94ZM136 189L134 190V193H133V191L131 190H129V192L132 194H129V192H128V190H127V192H128V194H129V196H130V198L133 196H138L139 194H141L143 191H145L146 189H147V186L145 185V187H144V189L141 191V189L142 188H140V191L139 190H137L138 192H141V193H137L136 194ZM186 189V187L183 189V190H181L180 191V194L181 193H183V192H185V193H183V194H185V198H186V196H187V194L189 193H191V192H188L187 190H185ZM201 192H202V189L201 188H198ZM70 190V189H69ZM84 190H87V187L84 189ZM193 190V191H192ZM204 190H205V188H204ZM203 190V191H204ZM207 190V189H206ZM7 191V192H6ZM56 191H58V190H56ZM62 191V190H61ZM63 191H64V189H63ZM71 191H72V189H71ZM88 191V190H87ZM95 191V190H94ZM93 191V193H95ZM97 191H98V189H97ZM96 191V192H97ZM120 191H121V189H120ZM136 191V192H135ZM186 191H187V194H186ZM198 192V190H195V192ZM208 191V190H207ZM210 191H209V193H210ZM55 192V191H54ZM65 192V191H64ZM68 192V191H67ZM66 192V193H67ZM73 192V191H72ZM79 192V191H78ZM89 192V191H88ZM126 192V193H127ZM194 192V194H196V197H200L199 196V194L201 193H199L198 192V194L197 193H195ZM7 193H9V194H7ZM53 193V192H52ZM63 193V192H62ZM82 193V192H81ZM90 193H92V192H90ZM89 193V194H90ZM100 193V191L98 192V194ZM207 192L205 191V196L206 195H208V194H206ZM55 194V193H54ZM88 194V193H87ZM118 194V195H117ZM174 194V195H175ZM179 194V193H178ZM177 194V195H178ZM179 194V195H180ZM188 194V196H189V198L191 199V197H190V195L192 196V194H190L189 195ZM213 195H214V193H212ZM43 195V194H42ZM66 195V194H65ZM64 195V196H65ZM67 195H68V193H67ZM71 195V194H70ZM74 195V194H73ZM78 195H80V194H78ZM82 196H83V194H81ZM80 195V196H81ZM168 195V194H167ZM165 196V200L167 201V202H161L159 199L160 198H158L157 200L155 199V198H148L147 200H145V201H143V207L145 208H147V204L149 205H151L152 204V206L153 207H155L154 209V211L152 210V212H154V213H156L157 214V212H155V211H157L156 210V208H157V204H160L159 206H158V208H159V210H158V213L160 214V216H159V214L158 215H156V217H154V216H151V217H154V220L152 219V220H150L149 219V223H147V224H144V221H146L147 220V218L145 217V220L143 221V220H140V221H143V222H137L135 219H138V217H140V216H137L138 215V210L140 209V208H138V207H136V208H138V210L137 209H135V208H133V210L131 211V212H129V213H126L127 215L126 216H124L123 218H124V221L122 220V223H127V224H129L128 223V221H130V220H132V219H134V221H136V226H133V221L131 222L132 223V226L133 227H135L137 230H139V232L141 233L142 232V234L144 233V234H146L147 235V233L149 232V231H151V230H154V234L152 235L151 233H150V235L148 234V240L146 239V241H149L150 243L151 242H154L155 240V242L153 243V244H155L156 246H157V244H159L160 242V240H161V237H160V233L159 232H161L162 230H164V229H166V225H165V227H164V229H163V222H164V220L166 219H164V220H162V225L160 224L161 222H160V220L159 219H163V218H159V217H161V214H162V217H166V216H169L170 217V221H169V223H168V219L167 220H165L166 221V223L167 224H170V223H172L171 221H173L174 223L176 222L177 224H178V226H179V230L181 229L182 231H185L186 233L188 232V231H186V229L189 227V226H191V227H189V229L191 230V229H193V226L194 225H189L188 226V224L190 223V224H192L191 222H190V216L188 217V216H182V214H181V212H182V210H183V208H182V210H179V206L182 204V203H184V204H182V206L183 205H185V203L186 202H188V205H189V199L188 198H184L182 195H180V197L182 196V203H180L179 204V206H178V204L176 203V202H174V201H176V200H178L179 201V199H180V197L178 198V199H176L177 198V195L175 196L176 198L174 199H172L170 202H168L169 200H168V197L169 196ZM174 195L172 196V197H174ZM178 195V196H179ZM198 195V196H197ZM202 195V194H201ZM41 196V195H40ZM57 196H59V195H57ZM84 196H86V195H84ZM83 196V197H84ZM101 196V195H100ZM128 196V197H129ZM187 196V197H188ZM209 196V198L211 199V198H213L212 197V195H211V197H210V195H208ZM207 196V197H208ZM62 197V196H61ZM68 196H66V198H67ZM73 197V196H72ZM72 197L70 198L71 200H72ZM125 197V196H124ZM127 197V198H128ZM132 197V198H133ZM134 197V198H135ZM160 197H162V196H160ZM42 198V197H41ZM58 198V197H57ZM56 198V199H57ZM133 198V199H134ZM167 198V199H166ZM183 198L185 199V200H188V201H185V202H183ZM194 198V196H192V199ZM45 198L43 197V200H44ZM61 199V198H60ZM69 199V200H70ZM81 199V198H80ZM83 199V198H82ZM125 199V198H124ZM169 199H171V197H169ZM197 200H198V198H196ZM47 200V199H46ZM69 200H66L67 202L69 201ZM70 200V201H71ZM74 200V199H73ZM123 200V199H122ZM159 200V201H158ZM162 200H163V198H162ZM196 200V201H197ZM201 199H199L197 202H198V205H200V204H204L203 202L202 203H200L199 201H200ZM40 201V200H39ZM58 201L59 200H57L56 202L58 203ZM66 201H65V203H66ZM77 201V200H76ZM96 201V202H97ZM194 201H195V199H194ZM42 202V201H41ZM60 202V206H61V208H62V206H64L65 205V203L63 202V199L61 200V201H59ZM74 202V201H73ZM78 202V201H77ZM81 202H82V200H81ZM97 202V203H98ZM124 202H125V200H124ZM124 202H123V204H124ZM144 202L146 203V205L144 204ZM160 202V203H159ZM197 202H194L193 203V200L191 201V203H193V204H191V207H192V205H195V203H197ZM215 202V201H214ZM214 202H209V203H212L213 205H214ZM74 203H76V202H74ZM95 203V202H94ZM96 203V204H97ZM141 203H142V201H141ZM157 203V204H156ZM177 205V210H179V212L180 213H178V211L175 209V205ZM206 203V202H205ZM218 203V202H217ZM216 203V204H217ZM67 204H69V203H67ZM77 204V203H76ZM79 204V203H78ZM81 204V203H80ZM140 204V203H139ZM154 204H156V205H154ZM207 204V203H206ZM206 204H205V207H206ZM210 205V204H207V206L208 205H210V206H212V207H210V208H212L213 209V207H214V210L215 209H217L215 206H213V205ZM59 205V204H58ZM95 205V204H94ZM98 205V206H99ZM138 205V204H137ZM145 205V206H144ZM149 205V207L151 208V206ZM198 205L196 204V208L197 209H199L198 208ZM56 206V205H55ZM65 206H69V205H65ZM71 206V205H70ZM78 206V205H77ZM136 206V205H135ZM139 206V205H138ZM204 206V205H203ZM219 206H221V205H219ZM92 207V206H91ZM139 207H141V206H139ZM187 208V205L186 206H184V208ZM189 207H190V205H189ZM190 207V208H191ZM209 207V206H208ZM58 208V207H57ZM95 208H96V206H95ZM144 208H143V210H144ZM185 208V210H187ZM202 208V207H201ZM201 208L199 209L200 211H201ZM210 208L208 209V211L209 212H207V209H205V208H202V210L203 209H205L204 211H203V216H204V212L206 213H210ZM220 208H222V206L220 207ZM60 209V207L58 208V210ZM91 209V208H90ZM148 209V208H147ZM193 208H191V210H192ZM54 210V209H53ZM56 210V209H55ZM79 210V209H78ZM122 210H124V208H122ZM198 210V213L200 212ZM145 211H146V209H145ZM187 211H189V209L187 210ZM218 211V209L216 210V212ZM223 211V210H222ZM58 212V211H57ZM60 212V211H59ZM81 212V211H80ZM125 212V211H124ZM142 211L140 210V213H141ZM151 212V211H150ZM151 212V213H152ZM185 211H183L182 213H184ZM191 213H192V211H190ZM189 212V213H190ZM215 212V211H214ZM228 212V211H227ZM226 211H224V214H226L227 213ZM56 213V212H55ZM79 213V212H78ZM77 213V214H78ZM82 213V212H81ZM99 213V214H98ZM147 213V212H146ZM198 213H196V214H198ZM201 213V215H202V212H200ZM219 213H220V211H219ZM222 213V212H221ZM220 213V215H222ZM90 214V213H89ZM144 214V213H143ZM143 214H142V216H143ZM148 214H150L149 212H148ZM148 214H147V216H148ZM211 214H213V213H211ZM216 214V213H215ZM58 215V214H57ZM80 215V214H79ZM88 215V214H87ZM94 215H97V218L98 219H95V217H94ZM121 215V214H120ZM119 215V216H120ZM139 215H141V214H139ZM163 215H165V216H163ZM184 215H186V213L184 214ZM189 215V214H188ZM207 215V214H206ZM209 215L210 214H208V217H209ZM218 215L219 214H216V216L214 217V218H216L217 217V219H219L218 218ZM219 215V216H220ZM59 216V215H58ZM117 216V215H116ZM136 216H137V218H136ZM202 216V219L204 218ZM211 216L212 215H210V219L212 220V218H213V216H212V218H211ZM223 216V215H222ZM60 217V216H59ZM59 217H54L53 216V220H50L51 222H54V221H57V220H59ZM78 217V216H77ZM148 217H150V215L148 216ZM197 219H198V217L197 216H195ZM195 217H194V219H195ZM201 217V216H200ZM200 217H199V219H200ZM207 217V216H206ZM207 217V218H208ZM64 218V217H63ZM118 218V217H117ZM168 218V217H167ZM192 218V217H191ZM141 219H144V218H141ZM193 219V220H194ZM197 219H195L196 220V222L198 221ZM210 219H208L209 221H207L206 219V222H205V224L204 225H199L200 227H204V229H206L207 231V233L209 234V235H204L205 233H203V235L206 237V240H207V238L210 236H213L214 235V237H215V234L216 233H218L219 232V229L221 228V230H224V227H223V229H222V226H221V224L219 225V223H221L220 222V220L218 221L217 219H215V220H212V221H210ZM221 219V218H220ZM62 220V219H61ZM65 220V219H64ZM77 220H78V218H77ZM86 220V219H85ZM94 220V221H93ZM110 220V221H109ZM118 220H119V218H118ZM157 220H159V222L160 223H158L157 222ZM193 220H191V221H193ZM195 220H194V222H195ZM205 220H203V221H205ZM42 221V220H41ZM63 221V220H62ZM116 222H117V220H115ZM114 221V222H115ZM120 221V220H119ZM148 221V220H147ZM150 221H152V222H150ZM222 221V220H221ZM87 222V221H86ZM91 222V223H92ZM115 222V225L117 226V224L118 223H116ZM47 223V222H46ZM49 223V222H48ZM124 223V224H125ZM173 223V224H174ZM198 223V222H197ZM196 223V224H197ZM202 223V222H201ZM200 223V224H201ZM40 224V225H39ZM51 224V223H50ZM53 224V223H52ZM52 224H51V226H52ZM87 224H89V223H87ZM110 224V223H109ZM126 224V225H127ZM195 224V225H196ZM203 224V223H202ZM223 224V223H222ZM115 225H114V227H115ZM122 224H120L119 223V226H121ZM176 225V224H175ZM198 225V224H197ZM54 226V225H53ZM85 226V225H84ZM88 226V225H87ZM110 226V225H109ZM109 226H107V227H109ZM125 226V225H124ZM168 226V225H167ZM170 226H172V224L170 225ZM112 227V226H111ZM118 227V226H117ZM175 228H177L178 229V227H177V225L176 226H174ZM200 227H199V229H200ZM115 229H116V227H115ZM115 229H114V231H115ZM135 229V230H136ZM188 229V230H189ZM197 229H198V227H197ZM225 229H226V227H225ZM247 229V228H246ZM57 230H59V229H57ZM61 230H63V229H61ZM60 230V231H61ZM189 230V231H190ZM243 230H245V229H243ZM109 232L110 231H112V230H108ZM165 231V230H164ZM166 231H168V229H166ZM200 231V230H199ZM203 231V230H202ZM216 231H218V232H216ZM228 231V230H227ZM249 230H247V232H248ZM259 231H261V227H260V230ZM62 232V231H61ZM67 232V231H66ZM184 232V233H185ZM190 232H192V231H190ZM195 232H196V230H195ZM204 232H205V230H204ZM220 232H223V231H220ZM219 232V233H220ZM226 232V231H225ZM225 232H223V234L225 233ZM239 232V231H238ZM237 232V233H238ZM68 233V232H67ZM84 233V234H85ZM113 233V232H112ZM116 234H117V231L115 232ZM115 233H113L112 235H110L111 233H109V238H112L113 236L115 237ZM140 233H138V234H140ZM159 233V234H158ZM200 233V232H199ZM206 233V234H207ZM228 233V232H227ZM56 234V235H55ZM61 234V233H60ZM62 234H63V232H62ZM107 234V231H106V233H105V235ZM121 234V233H120ZM162 234V233H161ZM188 234H189V232H188ZM192 234V233H191ZM190 234V235H191ZM195 234V233H194ZM201 234H202V232H201ZM200 234V235H201ZM229 234H231L232 235V233L231 232H229ZM259 234V235H258ZM64 235V234H63ZM66 235V234H65ZM72 235H74V234H72ZM80 235V234H79ZM78 234L77 235H75V236H71V238H69V239H74V237H80ZM187 235V234H186ZM225 235H227V234H225ZM233 235H235V234H233ZM82 236V235H81ZM112 236V237H111ZM117 236H119L118 237V239L120 238V235L118 234ZM117 236H116V238H117ZM139 236V235H138ZM143 235H141V237H142ZM164 236V235H163ZM191 236H193V237H191V238H195V239H197V240H199V237L198 238H196V236L195 235H191ZM195 236V237H194ZM197 236H199V235H197ZM221 236V238L223 237L222 236V234L220 235ZM65 237H67V235L65 236ZM73 237V238H72ZM121 237H123V236H121ZM140 237V238H141ZM144 237V236H143ZM167 237V236H166ZM187 237H188V235H187ZM204 237V238H205ZM228 237V236H227ZM83 238H84V236H83ZM133 239H134V237H132ZM132 238H130V239H132ZM201 238H203V236L201 235ZM204 238H203V240H204ZM216 238L218 239L219 237H218V234H217V237H215V239L214 240H216ZM224 238H226L225 236H224ZM68 239V240H69ZM80 239H81V237H80ZM132 239V240H133ZM136 239V238H135ZM134 239V240H135ZM164 239V238H163ZM162 239V240H163ZM187 239L185 240V241H187ZM211 239H212V237H211ZM229 239H233V238H229ZM229 239L227 238V239H225L226 241L228 240L229 241ZM65 240H67V239H65ZM113 240H115V239H113ZM131 240V241H132ZM154 240V241H153ZM165 240V239H164ZM194 240V239H193ZM212 241L213 243H215V244H218L219 242L218 241ZM234 240L232 241L233 243H234ZM75 241V240H74ZM130 241V240H129ZM129 241H125L127 244H131V242H129ZM138 241V240H137ZM200 241H201V239H200ZM200 241H199V245H200ZM211 241V240H210ZM219 241H222V240H219ZM223 241H224V239H223ZM223 241H222V243H223ZM73 242V241H72ZM117 242V241H116ZM121 242V243H120ZM124 242V243H125ZM156 242H157V244H156ZM196 240H194V243L196 244ZM218 242V243H217ZM230 242H231V240H230ZM242 242V243H241ZM120 243V244H119ZM135 243H137V242H134V244ZM148 243V242H147ZM184 243V242H183ZM221 243V244H222ZM72 245H73V243H71ZM76 244V243H75ZM108 244V243H107ZM110 244V243H109ZM132 244H133V241H132ZM132 244H131V246H132ZM198 244V243H197ZM214 244V245H215ZM220 244V245H221ZM148 245V244H147ZM150 245V244H149ZM160 245V244H159ZM213 245V244H212ZM211 245V246H212ZM219 245V246H220ZM134 246V245H133ZM185 246V245H184ZM198 246V245H197ZM73 247V246H72ZM144 247H146V246H144ZM144 247H143V249H144ZM201 247V248H202ZM115 248H116V250H115ZM214 248H215V246H214ZM119 249V248H118ZM133 249V248H132ZM141 249V248H140ZM146 248L143 250V251H146L147 250ZM203 249V248H202ZM168 249H166V251H167ZM181 250V249H180ZM193 250L194 251H196L195 252V257L192 255L193 254ZM200 250V249H199ZM141 251V250H140ZM150 252H152V253H154L153 251H151V250H149ZM98 252H100L99 254H98ZM135 252V251H134ZM133 252V253H134ZM147 252V251H146ZM149 252V253H150ZM164 252V251H163ZM169 252H170V248H169ZM170 252V253H171ZM199 252V251H198ZM152 253H150V254H152ZM162 253V252H161ZM136 254H137V252H136ZM141 254H143L142 252H141ZM101 255H105V256H107V255H109L107 258L105 257V259L101 256ZM135 255V256H134ZM145 255V254H144ZM160 256H161V254H160ZM141 258H142V256H141ZM144 257H143V259H145ZM150 258V259H149ZM161 259V260H160ZM234 259V260H233ZM146 260V259H145ZM194 262H192V263H194ZM243 262V263H242ZM190 264V263H189ZM195 264V263H194Z\"/></svg>",
    "mask_w": 264,
    "mask_h": 264
},
{
    "label": "water",
    "instance_id": "95a60500",
    "mask_svg": "<svg viewBox=\"0 0 264 264\" xmlns=\"http://www.w3.org/2000/svg\"><path fill=\"white\" fill-rule=\"evenodd\" d=\"M0 264H77L0 199Z\"/></svg>",
    "mask_w": 264,
    "mask_h": 264
}]
</instances>
